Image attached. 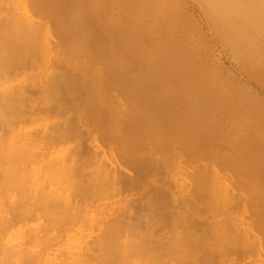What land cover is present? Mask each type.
<instances>
[{"label": "rangeland", "instance_id": "374dc122", "mask_svg": "<svg viewBox=\"0 0 264 264\" xmlns=\"http://www.w3.org/2000/svg\"><path fill=\"white\" fill-rule=\"evenodd\" d=\"M1 1H3V2H1ZM22 1H23V4L21 3ZM208 1L209 0H207V2ZM248 1H247L246 5L248 6V4H249V8L251 9L253 7L252 5L256 4V2H254L256 0H253V2H251L252 0H250L249 2ZM259 1L260 0H258L257 3H260ZM209 2L205 3L203 1L201 2V0H0V20H1L0 25L3 26L2 24H4L3 23L4 20L6 21V24H4V26L7 25V23L9 22L8 19H10V18H7V17H9V15L14 14L13 16H16V17H14V20L11 19L13 23L9 22L10 24H12L11 28L12 27L14 28V29L12 28L13 31L11 30V28L9 29V31L11 30L10 33L12 34V32H14L16 30L15 33H13L14 35L13 34L11 35L7 29L10 27V24H8L9 27L8 26L5 27V29L7 30V33H9L11 35V38H10L9 34H8L9 37H7V33H6L5 29H2V27L0 26V28H1L0 33H3V35H4V37L2 36L0 38H5V35H6V37L8 38L7 41L11 42L12 46L15 44L13 47H15L14 49H16V50H14L12 47H10L11 45L9 43H6L7 41H5L3 39L6 46H8L7 44H9V47H8V50L3 48L5 50L4 51L2 49V47L0 46V50L2 49L4 51L3 53H2V51H0L3 55V57H2V55L0 56V61H1L0 65L1 64L3 65L5 63L0 68V71H1L0 72V96H1L0 101L3 100L5 95L7 97H5L4 100L5 99L7 100V98H9V100H7L8 104L5 101H4V103H3V101L0 102L1 103V109H2V110L0 109V112H1L0 113V119L2 116L4 117L5 123L6 122L9 123L8 126L11 129H14L12 132L15 135L20 132V134L23 133L24 135H26L25 133H28L30 136H32L31 133L36 132V134H37V130H38L37 137L35 134H34L35 136H32V137H34V138H32L33 139L32 143H34L36 145L32 144L31 142H30L31 145L30 144L27 145L28 144L27 143L25 146H27L28 148L26 147L27 149H25V147H24V149L27 151L22 150L23 154L19 155L18 157L20 158V160H19V158L17 160L18 161L17 164L24 166L25 174H27L29 172L28 171L26 173V171L30 168V173L32 174V176H30L31 174L29 173V177H31V178L30 179L27 178L29 182L26 180L28 182V185L30 186V188H32L31 185H34L31 182L33 180H34L33 183L34 182L36 183L38 181L41 184V180H40L41 174L40 175L36 174V176L38 178L35 176V172L38 173L40 171L37 168H36V170L31 168L30 165L34 164V165H37L38 167L40 166L41 160H39V158L41 157V155L40 156L38 155V154H40L38 152V150L40 149L39 145L41 144V142L47 141L48 140L47 137L49 138V136L53 135V134L50 135L51 134L50 132L52 131L51 128L46 129V127L51 126L52 128H59L60 133L62 131L61 128L63 129V127H66L65 130H67V127H68V129H70V130L66 131L67 133L65 132L66 136L64 135V133L63 134L61 133V135H60L61 138L63 137L62 135H64V137H65L64 139L62 138L63 141H61V142L59 141V139L61 140V138H59L60 136L59 137L57 136L59 138L58 140H57V137H54V139H53V136H52L49 139L52 138L53 139V140L51 139L52 142L54 140H56L59 143L54 141L51 144L50 140H49V142L47 141V145H49V146L46 145L47 149H44L46 142H44V146H43V144H41V146H43V147H41L42 149H40V150L41 151L44 150L43 151L44 154L47 153L46 157L50 156L49 158H51V160H54V158H56L54 155H56L57 157L59 155V156H61V158L64 157V161L66 164L69 163V165H70V167H69L68 165L65 164L67 167L63 168V170H62L63 172H61L62 174L60 173V177H58L59 174L58 175H57V173L55 174L58 179L57 178H54V179L51 178L52 176L56 177L54 175V173H51L50 174L51 176H49V177L47 176L48 178L46 177L47 179H45V181L47 180V182L44 181L45 184L43 185V187H42V184L40 185L41 189L46 190L47 195H49V196L45 197L47 200L44 198V201H46L47 204L45 203V205H44V202H43V203H39L40 206H38V203H36L35 201H31V200H33L32 198L36 197V196H33L36 194H32L34 192H32L31 190H29L31 192H28V190H26L28 192V194L25 195V193H24L22 195L23 197L24 196L29 197V194L31 193L30 197H29L30 199L27 197H26L27 198L26 199L24 197L26 200H28L26 203V201H24L25 199H23V197H20L21 195H19L20 193H22L21 189H20L22 187L19 188V186H20L19 184L16 186L18 189L14 186V183H21V182H13V184L11 181H10L11 183L8 182V184H10V188L8 187L7 190L5 189L6 193L3 192V198L6 199V202L12 203V201L14 200L13 202L15 203V201H16L15 199L17 198L18 200H21V203L24 204L23 206H28L27 208L30 207L29 209L31 211H33V212L30 211L31 214L26 212V214L23 215L24 217L22 216L20 218V216H19L18 219L15 217L12 219V217H11V216H13L12 211L10 212L12 215L9 214L8 211H7L6 215H7V217L8 216L11 217V218L9 217L10 221L12 222V224H14L13 227L11 228V230L16 228V227L19 228V231L21 229L23 230V235L25 236L23 238V240H25V243L28 242L29 240H32V241H29L28 243L36 242V243H32V244L26 243V245H28L29 249L34 250V251H32L33 253L35 251H38L39 253L42 252V255H44L45 258L47 256V258H46L47 261L45 259L37 261V260H39V259H37L39 256V253L35 252L34 253V255H35L34 262L36 261V263H34V264H37V263L38 264H42V263L43 264L44 263L49 264L48 260H49L50 264H53V263L56 264L58 261H59V264H69V263L70 264H78V263L79 264H82V263L83 264H90V262H92L91 264H97L96 260H98V264H102V262H103V264H107L108 261H109L108 264H115V263H118L117 262L118 259L115 260L112 257L115 258L117 256H112L111 260H113V261H111V262H110L109 257L111 256L110 252H112V251L114 252V253L112 252L113 253L112 255H115L117 253H116V251L113 250L114 248H112L111 246H110L111 247L110 248L109 245L106 243L110 242L113 244V242H116L114 244H115V246H117V243L121 244L122 241H123V243H125L128 241V239H130L129 244L131 243L130 246L129 245L128 246L130 248H132L133 250H136V251H132V249L131 250L129 249L128 252L130 251V253H131V251H132L131 255L130 254L128 255V253L123 254L124 256L128 255L127 257L129 259L124 258V260H125V262L127 260H129V262L127 261L129 264H142L143 262H141V260L143 261L144 259L145 260H144L143 264H145V262H146V264L147 263L148 264H175V263L182 264L183 260H186L187 258H188L187 262L190 264H201V263L202 264H207V263L208 264H220V262L221 263L223 262V258H224V262H223L224 264H264V249H263L264 248V232L262 233V231H264V228L263 229L261 228V227H264V223L257 221L258 216H259L258 215L259 212H260L261 217H263V215H264L263 214L264 213V204H263L264 203V198H263L264 197L263 196L264 191H262V190H264V24H262V23H264V18H262V17H264V12L262 10L263 8L260 9L259 7H256V5H254L256 7V9H255V7H253L251 9V13L246 12L247 14H249V18L252 19L251 21L253 22V19L257 16L256 14L259 12V9H260V12H259L257 18H259V15H260V18H262L261 20H263V21L260 20V22H258V23H261V25L257 24L256 18L254 19L256 21L255 23L257 24V27L259 26L258 29L256 26H253V24L250 21V19L248 18V16L246 19V15L245 16L240 15L241 11H242V13H245V12H243V9L250 11V9L246 8L245 5H244L245 8L244 7L242 8V6L240 7V9L242 8L241 11H240V9L238 11H236V12H238V13L234 14L236 16L232 15V16H234L233 18H231L232 17L231 15H230L231 17L229 16L230 19L224 18L221 15L223 17V19H225V20L228 19L230 21L232 19L233 25L235 24L234 28H232L230 26L224 25L225 21H223V19L222 20L220 18H219V20L217 19L218 17H216V15H215L217 11H215V13H212L214 7L210 4L211 8L213 7L212 9H210ZM215 2L216 1H213V3H215ZM251 3H252V5H251ZM263 3H264V1H263ZM216 6H217V3H216ZM216 6H215L214 10H216V9L219 10L220 8L222 10L223 5H221L222 7L220 6V8L216 7ZM250 6H252V7H250ZM263 6H264V4H262V7ZM23 9H25L26 11H24ZM221 10H219V11H221ZM252 10H253V12H252ZM256 10H257V13H256ZM27 11L29 14L31 13V14H33V16L34 15L35 16L32 17V15H30V16L27 15L28 14ZM219 11H218V13H221V14H222V12H224V11H221V12H219ZM234 11L235 10H233V12L230 11L231 14L235 13ZM10 12H12L13 14ZM207 12H209L208 15H206ZM224 13H226V12H224ZM228 14H229V12H228ZM238 14L240 15V17L242 19H246V22L247 23L249 22L248 24H250V22H251L250 25L253 26V29H251L247 23H245V24L242 23V21H241L242 19H240V17H238L239 16ZM250 14H253V15H250ZM5 15H7V16H5ZM212 15L215 19L212 17ZM225 15H227V14H225ZM3 16H5V17L3 18ZM13 16H12V18H13ZM243 16H244V18H243ZM252 17H254V18H252ZM2 18L4 20H2ZM238 19H240V20H238ZM15 20H17V21H15ZM17 24H21L23 26L19 25V27H18ZM236 25H238V26H236ZM4 26H3V28H4ZM15 26H17L18 29H16ZM45 26L49 30H47L45 28ZM217 26L219 27L218 29H217ZM21 27L24 30L23 29L19 30V28H21ZM26 28L28 29L27 31H26ZM17 30H19L21 32L23 31L26 34V36L24 35V40H22V41H25V39L27 41H25L24 43L21 41V34ZM4 31L6 34H4ZM46 31H51V32L49 33ZM30 32H32V33H30ZM260 32H261V34H263L262 36H260V34H259ZM16 33L20 34V35H18V37L15 40H18L19 37H20L19 38L20 40L15 41V42L16 43L19 42V44H20V41H21L23 44V45L22 44L18 45V43H17V47H16V43L14 42V39H12V38H15L17 36ZM44 33H46V34H44ZM15 34H16V36H15ZM32 34H33V36H32ZM47 34H48V36H47ZM50 34H53L54 36H52ZM240 34H242L243 36H241ZM1 35L2 34H0V36ZM220 35L223 36V39L221 37H219ZM29 36H31V38ZM257 36L259 38H261V39L263 38V39L261 40ZM254 37H256V38H254ZM7 38H5V39H7ZM28 38H29V40H28ZM10 39H12V40H10ZM39 40H42V41H39ZM1 41L2 40H0V43H1ZM32 41H35L34 46L31 43ZM26 42L31 43L30 45H32V46H30L29 44H25ZM41 42H43V43H41ZM45 42L49 43L48 46H46ZM5 44H3L4 47H5ZM38 44H40V46ZM1 45H2V43H1ZM21 45H22V47H21ZM28 45L30 47H27ZM42 45L45 46V48L42 47ZM31 47L36 48V50L34 49L35 50L34 52H33V48H32L33 56H31L32 53L30 52ZM24 48H26V49L28 48V50H24ZM22 50L25 52L28 51L26 57H23V56H25V54L23 53ZM232 50H235V52ZM29 52L31 53L30 56L28 55ZM12 55L14 57H12ZM42 55H43V57H41ZM36 57H38V59ZM18 58H19V60H18ZM24 59L27 62L26 64H25ZM11 60H13V61L11 62ZM22 60H24V61L22 62ZM28 61L31 63L32 66L30 65V63ZM125 61L128 63L127 68H125L121 65L122 62H125ZM21 62L23 65L20 64ZM16 63L18 65L19 64L20 65L18 66ZM6 64L8 67L6 66ZM14 64H15V67H13ZM44 64H46V65L44 66ZM16 65L18 68L16 67ZM9 69H10V71H9ZM27 69H28V71H27ZM7 71L9 73H7ZM16 71H18V72H16ZM55 71L57 73L59 72L61 74H64V73L67 74V75L59 74L62 76V78H63V76H67V77L70 76L69 78L71 80H73L71 82L73 85L70 83L72 85L71 88H70V85L68 83H66L68 81H66V82L63 81L62 87H64V85H66V84L69 87L68 88H67V86L64 87L65 91L61 92L64 89L61 87L60 83L62 84L61 80H63L64 78L62 79L61 76L59 77V75H58L59 79L57 81H59L61 78L60 83L58 82L60 86L58 87V83H56L57 86H54V84L51 83V82H53V80H54V82L56 80L57 76H55V75H57V74ZM52 72H54L55 75L54 74L52 75L51 74ZM27 73H28V75H26ZM139 73L144 75V76L146 75L144 77V79L147 80L146 82L149 85V86H147V88L151 89L152 91L154 90L153 88H155V90L159 89L158 90L159 92L161 91L164 94H167L169 92L168 90H170V89L176 90V92L178 93L176 96L177 97L180 96V98H181L180 110L183 113H180V114L183 117V123H184V127H185L183 134L178 133L174 130H171L170 128H166L165 126H160L159 127L160 129H159L157 127L158 125H156L154 123V121L152 120V118H150L151 116L148 113H147L148 116H146V113H145L143 107L139 103V101H140L139 95H135L131 91L129 92V89L125 87L124 81L127 79L132 80L135 76H138ZM50 77H51V79H50ZM65 80H68V79H66V77H65ZM35 81L37 84L35 83ZM45 81H46V83H48L47 87L52 86V89H53V87H55L54 89H56L57 87L60 88V90H58V89L52 90L51 88L48 87L49 91H47L48 90L47 89L46 92H48V93L50 92L52 95L54 94V96H55L56 93H53V91L54 92L60 91V93L57 92V93H59V94H57V96L61 95V97L58 96L57 100H56V98H54L49 93L53 99L50 98L51 96L48 93L44 92L45 89L42 90V92H41L40 90L42 89V86H43V88L46 87V85L44 86V84H46ZM74 83L80 84L78 86L79 87L81 86L80 88H83V91H82V89H79V87H77L76 84H74ZM24 84L27 87L23 91V88H25ZM26 84H28V85H26ZM38 84H40V85H38ZM110 84L113 85L114 88L112 86L108 90L107 86L109 87ZM30 85H31V87H30ZM35 85H38V86L36 87ZM17 86H19L20 89H18ZM34 87L36 89H34ZM72 87L77 88V89H74V92L71 95L69 93L70 92L72 93V91H73ZM115 87L117 88L118 92H117ZM31 88L34 91L31 92ZM66 88H67V90H69L68 92L66 91ZM118 88L120 89V91L122 90L123 92L119 93ZM27 89H29V90H27ZM21 90H22V92H21ZM75 90H77L78 92ZM79 90L82 92H80ZM155 90L153 92H155ZM113 91H115V92H113ZM25 92H26V94H24ZM42 93L45 94L46 99H47V95L49 96L48 98H50V99H47V100L45 99L46 101L44 99H42L41 96H43V98H44V95H42ZM62 93H64V94L62 95ZM74 93H77V94H74ZM78 93H80V95ZM122 93H124V94H122ZM9 94L11 97L9 96ZM27 94H29L31 96L33 94V97H29V95H27ZM34 94H36V95L38 94V96H36ZM65 94L67 96L66 97L67 99H64ZM119 94L121 95V97ZM13 95H14V98H13ZM118 95H119V98H118ZM125 96H126V98H125ZM218 96L220 98H218ZM78 97H80L82 100ZM10 98L14 102L12 100H10ZM17 98H19V99H17ZM28 98H29V100L30 99L31 100L25 101V100H28ZM32 98H34L35 100H33ZM37 98H38V100H37ZM76 98L80 99L81 105L79 104L80 105L79 106L77 104L78 106L74 107L73 104L76 105V103H78L75 100ZM191 98H196V99L191 100ZM23 99H24V101H23ZM54 99L57 101V103H55V102L53 103V101H55ZM73 99L76 101V103L73 101ZM119 99L120 100L122 99V101L126 100L127 102L124 101V102L120 103L121 104L120 105ZM39 100L42 103L38 102ZM50 100H52V101H50ZM59 100H60V102H58ZM62 100H63V102H61ZM117 100H119V101H117ZM22 101H23V103H21ZM35 101H37V103ZM128 101L129 102L131 101L130 103H132L131 105H129V107H131V108H129L127 106L128 104H130V103H128ZM182 101H183V103H182ZM15 102L16 103L18 102V103L16 104ZM94 102H96V103H94ZM52 103H53V107H52ZM59 103L61 105L63 103V106H61ZM12 104H15V105H12ZM33 104L35 106L40 104L41 106L39 105L40 107L39 106L35 107ZM47 104H49L50 107H48L49 105L46 107ZM57 104L60 105L59 107H61L63 109V110L60 109L62 112L61 113L62 116H61V114L59 116L60 112H57L59 110ZM122 104H124V106H122ZM125 104H127V105L125 106ZM18 105L22 106V108L19 107L20 112H18V110H19V108L17 107ZM64 105H66V106H64ZM94 105L95 106L98 105V106L95 107ZM7 106H8V109H7ZM15 106L17 107V110H16ZM92 106H94V108H92ZM132 106H134L133 107L134 110L132 109ZM31 107L33 109H30ZM38 107H39L38 110L41 109V111H42V112L38 111L40 114L36 113L37 110H36V112L34 110L35 108H38ZM126 107H128V108H126ZM135 107L138 109H136ZM4 108H6V109H4ZM46 108H48L49 110H45ZM50 108H52V109H50ZM99 108H101V109L99 110ZM123 108H124V111L126 113L124 111H121V109H123ZM13 109H14V111H13ZM21 109H22V111H21ZM42 109L45 110L46 112L47 111L48 112L47 113L43 112ZM126 109H128V110L130 109L131 111L130 110L128 111ZM140 109H142V110H140ZM190 109H191V111H190ZM23 110L25 112H23ZM132 110H133V112L134 111L136 112V110H137L138 115L136 113H135L136 116L132 115L133 114ZM9 111H10V113L13 112L11 114H13L14 117L17 118L19 116L18 117L19 120L16 118H13V116H11ZM26 111H27V113H26ZM32 111H34L36 113L35 116H34V114H33V116L31 115V117H30V115H27V114H29L28 112H32ZM98 111H100V116L98 114ZM18 113L24 114L25 116H27V118L23 115L22 119H24V120H22L20 117L21 114L18 115ZM41 113H44V114H41ZM128 113H130V114H128ZM9 114L12 118L10 116H8ZM30 114H32V113H30ZM37 114H39V115H37ZM190 114L192 116L191 117L192 119H189ZM139 115H140V118L142 120L138 118ZM67 117L69 118V122L67 120ZM7 118L9 120L11 119L13 121H11V120L6 121ZM194 119H195V121H194ZM56 120H58L59 122ZM61 120H63V122H61ZM72 120H74V121L71 122ZM186 120H188V121H186ZM189 120L193 123H190ZM54 121L57 122V125L59 124L58 125L59 127H56ZM60 122H61V125H63V123H64L65 126L62 127L60 125ZM125 122L126 123H128V122L132 123V124L128 123L131 126L132 130L130 129V134H125L126 136L124 135L125 137L123 136L124 138L123 137L122 138L125 139V142H126V138L129 139L132 137L130 140H127V142H126V143H128V141H130V143H131V140L133 139V137H135V140H134L135 144L131 143L132 146L129 144L130 145L129 147L130 148L132 147L131 148L132 150L130 148L127 149L128 146L125 147L126 143L125 144L123 143L124 141L121 140L122 138L118 140L117 133L121 132L124 129V127L126 125ZM2 123H4V122H2ZM51 123H54V124H51ZM69 124L71 126H69ZM38 125H39V127H37L38 129L35 128V126H38ZM45 125H46V127H45ZM120 125L123 126V128ZM60 126H61V128H60ZM130 126H128L126 128L129 129ZM32 127H34V128H32ZM30 128H31L32 132L29 130ZM110 128L113 131L112 133H114L115 135L114 134L112 135L111 132H110L111 134H108V132L111 131ZM126 128H125V131L129 133V131L126 130ZM33 129H36V131ZM59 129L57 130L58 134H60ZM107 129H108V132H106ZM119 129H121V131H118ZM202 129L206 130L205 135L203 137H202V135H199V133L197 132V131L202 130ZM40 130H41V132H40ZM161 130H163V131H161ZM190 130H192L191 133H189ZM45 131H46V133H45ZM54 131H56V130L54 129ZM123 131L121 133L122 135L124 134ZM135 131H136V133H135ZM173 133L175 134L176 137L173 136L174 135ZM236 133H237V135H236ZM45 134H47V137H46L47 140L46 139L42 140V137L46 136ZM48 134H49V136H48ZM18 135L16 137H18ZM29 135H26V136H29ZM39 135H40V137H38ZM102 135H103V137H102ZM223 135H225V136H223ZM20 136H22V135H19V137ZM26 136H24L25 139L27 138ZM69 136H71V137H69ZM24 137L22 136V138H24ZM84 137H85V139H84ZM189 137L191 138L190 140L188 139ZM229 137H230V139H228ZM30 138H28V139H30ZM38 138L39 139L41 138L42 141H40ZM93 138H94V140H93ZM79 139H81V140H79ZM136 139L140 140L141 143L139 142V144H137L138 141H136ZM34 140L38 144L35 143ZM78 140L80 141V144L78 143L79 142ZM108 140H109V142H108ZM232 140H233V142H232ZM238 140H240V141H238ZM82 141H84V142H82ZM111 141H112V143H111ZM180 142H182V143H180ZM222 142L225 143V146L223 145L224 143H222ZM81 143L84 145H82ZM144 143H145V145H144ZM205 143H206V145H205ZM226 143H228V144H226ZM235 143H237V144H235ZM238 143L241 145V148H239L240 145ZM162 144H164V145H162ZM77 145H79V147H80L79 149H78ZM81 145H82V148H81ZM233 145H234V147H233ZM72 146H74V149L76 152L74 151ZM83 146H85V148ZM163 146H165V147L163 148ZM202 146H203V148H202ZM204 146H205V148H204ZM214 146L217 148H215ZM87 147L91 151H89ZM37 148H38V150H34ZM56 148H58L57 152H56ZM67 148H69L68 149L69 152L67 151ZM59 149H60V151H59ZM178 149H180V150H178ZM45 150H47L46 153H45ZM64 150L66 152H64ZM219 150H221V151L219 152ZM223 150H224V152H223ZM24 151L26 153H30V154L27 155ZM88 151H89V153H88ZM98 151H99V153H98ZM201 151H202V154H201ZM237 151L240 153L241 158L236 157V154H238ZM37 152H38V154H37ZM78 152H80V153H78ZM85 152H87V153H85ZM136 152H137V154H136ZM138 152H140L141 154H139ZM180 152L184 153L185 155L180 154ZM230 152L231 153L233 152L234 154L232 153V156H231ZM64 153H66V155ZM95 153H97V154L95 155ZM154 153H157V154H154ZM176 153H178V154H176ZM191 153H193L192 154L193 156L190 155ZM63 154H64V156H62ZM81 154H83V157H86V158L81 157L82 156ZM114 154L118 157V162L116 161V156ZM142 154L145 156H149V157H147V159L146 158L144 159L145 156H143ZM196 154L199 157L201 156L202 159L201 158L198 159L196 157L197 156ZM227 154H229V157ZM245 154H246V156H245ZM26 155L28 158H26ZM135 155L136 156L138 155V156L136 157ZM178 155L179 156L184 155L185 157L184 156L179 157ZM203 155H205V156H203ZM213 155L214 156L216 155V157L218 159L221 157L222 162L220 160H218L221 164H218L219 162L216 161V159H217L216 157H215L216 159L212 158ZM93 156H95V157H93ZM139 156L140 157L143 156V157H141V159H140ZM186 156H187V158L189 157L190 159L192 157H194L193 159H196V160L192 159L193 161H195V164L192 161V163L194 164V165H192V168H196V165L198 164L197 161H199V163L202 161L200 163L201 165L199 167H197L196 169H192L190 166V164H192V163H190L191 161L188 162ZM222 156H223V158H222ZM91 157L93 160L91 159ZM106 157L108 160L106 159ZM126 157L129 159L131 158V159L129 160ZM135 157L138 158V160ZM152 157H154V158H152ZM176 157H178V160L174 159ZM203 157H205V158H203ZM208 157H210V158H208ZM230 157H232L231 160H230ZM66 158H68L69 160ZM95 158H96V160H95ZM109 158L111 159V161L109 160ZM182 158L185 160H183ZM206 158L209 159L211 161V163ZM227 158H228V160H227ZM16 159H17V156H16ZM87 159L88 160L90 159V160L88 161ZM179 159L183 161L182 163H184V165L181 163V161H180V163L184 167L182 165H180V163H178ZM204 159L206 162L203 165L202 163L204 162L203 161ZM235 159H238V160L240 159L239 163H240V161H242V163L245 166H243L241 163V166L239 167L240 164L236 163L237 160L235 161ZM37 160H39V162H37ZM100 160L104 163L100 162ZM232 160L235 161V163H233ZM24 161L27 164H23V163H25ZM31 161H32V163H31ZM84 161H85V163L83 164ZM119 161L121 163L123 161V163H122L123 166L121 163H120L121 165L119 164ZM135 161H138L139 163L135 162ZM155 161H157V162H155ZM162 161H163V163H160ZM95 162H96V164H95ZM132 162H134V163L132 164ZM89 163H93L94 165H91ZM142 163H144V164L142 165ZM188 163H189V166H188ZM158 164L161 167H159ZM210 164H212V166ZM217 164H218V166L224 165L223 169H221V166L218 170L215 169ZM227 164L228 165H230V164L234 165L233 168L235 167V164H237V165L239 164L238 168L240 170L238 168L236 170V168H235V169H233V170H235L233 173L231 165L228 166ZM25 165H27V166H25ZM103 165H104V167H103ZM124 165H126L125 168H124ZM207 165H210V166H207ZM131 166H133V168ZM152 166H153V168H151ZM179 166H181V167H179ZM185 166H187L189 168H186ZM26 167L28 169H26ZM130 167H131V169H130ZM212 167H214V169L216 171ZM230 167H231L232 171H230V169H229ZM80 168H82V170ZM87 168H89V169H87ZM112 168L117 169V170L121 168L122 170L120 169V171L119 170L116 171ZM146 168H147V170H146ZM160 168H161V172H159ZM199 168H201L202 171L204 170L203 171L204 173L202 172L203 175L201 172H198L200 170ZM104 169H107V171L106 170H105L106 172L103 171ZM142 169H143V171H142ZM189 169H190V176H191V169L193 170L192 173L195 172L194 170L198 169L197 170L198 175H197V173H195L193 175L195 178L197 177V182L195 179H192L193 178L192 176L190 177V179H192L191 181H190V179H187V178H189V174L187 172V171H189ZM9 170H11V169H9ZM96 170H97V172L99 171V175L102 173V171H103V173L105 172L106 174L109 171V174H107L108 176L104 173V175H106L109 178H105L106 176H104L102 174V176L101 175L100 176L104 177V178H101V180H100V177L99 178L97 177L98 173L96 172ZM113 170L115 172H118V173L114 174L115 172ZM227 170H228V172L225 173L226 176H224V177L221 176L222 173L224 174V172ZM32 171H33V173H32ZM110 171L111 172L113 171L114 173L113 172L111 173ZM177 171L179 173L181 171V174H183V175L180 176L179 173H177ZM185 171L187 173H185ZM217 171H219V173L221 175L219 173H216ZM229 171L231 174L233 173L232 174L233 176L239 175V176H237V178L238 177L242 178L244 176L242 178V181H241V179H239V180L235 179V176H234V179L236 181H233V177L231 178V175H229L230 174ZM64 172H65V174H64ZM119 172H120V174H119ZM125 172H126V174H125ZM170 173L174 174V175H170ZM205 173H206V176H205ZM211 173H212V175H211ZM239 173L241 174V176ZM12 174L14 175L13 172H12ZM12 174L10 173L9 176L13 177ZM200 174L202 176H200ZM62 175H63V177H62ZM113 175H114V177H113ZM209 175H211L212 178H210L211 176H209ZM219 175H220V177H219ZM26 176H28V175H25L24 177H26ZM95 176L97 177L96 179H95ZM116 176H118V179ZM182 176H184L185 178H183ZM248 176H250L249 180H247ZM217 177L220 178V180H218V181L221 182V184L223 185V191L224 192L222 193V191H221L222 188L220 187L222 185L219 184L218 181L217 182L219 185H217L214 189L218 190L220 187L221 193L222 194L225 193L224 197L228 196V199L231 200L233 203L232 204L231 201H229V203H227V205H226V203H225L226 201L222 202V203H225L224 205L226 206V209H224V211L225 210L227 211V212H224V211L222 212L220 210L224 214V216L222 213L217 211L219 206L217 208H215V206H214L215 203H212V202H218L219 203V201L221 200V198L223 196V195H221L220 191L219 192L217 191L219 194L216 193V195H220V196L213 195V193H214L213 187L214 186H213V182H211V179H214V178L219 179ZM63 178H65V179H63ZM93 178L96 181L92 180ZM128 178H129V180H128ZM221 178H223V180ZM245 178H246V183H248V184H250L252 182V181H250V178H252L251 180H254V181L256 180L255 181V184H256L255 187L256 188L254 187V184L252 182L251 184H253V185L248 186V184H247L246 185L247 187H245V184H243V186H242L243 191H242V189H240V186L242 185L241 182H243V180H245ZM48 179L49 180L52 179L50 181L51 183L48 181ZM163 179H165L164 183H162ZM204 179H205V181H204ZM10 180H12V178ZM97 180H98V182H97ZM199 180H200V182H199ZM79 181H80V184H79ZM99 181H101V182L103 181V182L101 183ZM107 181L110 183H108ZM27 182H26V184H27ZM59 182H60V184H59ZM96 182L98 183V186H97ZM195 182L196 183L199 182V184H196ZM29 183H31V185ZM54 183H56V184H54ZM66 183L68 185H66ZM193 184H194V190H192ZM195 184L200 185V188H199V186H195ZM201 184L203 186H201ZM259 184H260V186H259ZM55 185H57V186H55ZM60 185H62V186H60ZM65 185H66V187H65ZM70 185H72V186H70ZM99 185H101L102 189L104 188L105 191H104V189L101 190L100 189L101 186H99ZM44 186L47 189H45ZM148 186H149V188L150 187L151 188L149 189ZM153 186L154 187L157 186V187L154 188ZM158 186H160V187H158ZM188 186H191V187H188ZM11 187H15V188H11ZM63 187H65V188L63 189ZM78 187H79V189H78ZM116 187L118 188V191H117ZM143 187H144V189H142ZM196 187L199 188L198 189L199 192H197L195 190ZM217 187H218V189H217ZM260 187H261V189H260ZM5 188H7V187L5 186ZM190 188H191V190H190ZM14 189H16L18 192L20 191L19 194ZM93 189H95V190H93ZM98 189H100V190H98ZM153 189H155V190H153ZM49 190L51 192L55 191L54 192L55 194L60 192L59 196H60V198H62V200L64 199L63 202L61 199H57V200L55 198L49 199V198H51L50 194H49L51 192H49ZM174 190H175V192H174ZM203 190L205 192H203ZM14 191L16 192L17 195H15ZM155 191H157V192H155ZM189 191H191L192 193H190ZM193 191H195L194 193H196L195 194L196 196L199 194L200 196H197V197H200V198L196 197V199H195V196L193 195L194 194ZM211 191H213V192H211ZM247 191H249V192H247ZM257 191L259 192L260 195H262L261 198H259V194ZM54 193H51V194H54ZM207 193H209V194L212 193V194L209 195ZM234 193H236V194L238 193L239 195L238 194L236 195ZM248 193H250V194H248ZM101 194H102V196H100ZM187 194H191V195L189 196ZM253 194H254V196H256L258 194L257 197H258V199L261 200V201H258L257 204H256V202H254L256 200L255 197H254L255 200L253 201ZM62 195H63V197H61ZM69 195H70V197H69ZM158 195H160V196H158ZM249 195H251L250 198L244 197V196L249 197ZM149 196L151 197L152 200H150ZM191 196L194 197V199ZM202 196L207 197L208 199L203 198ZM214 196H215V198H214ZM14 197H16V198H14ZM153 197H154V199H153ZM158 197H160V198H158ZM187 197H189L188 203H187L188 199H186ZM216 197H220V199H216ZM224 197L222 198L223 201H224ZM229 197H231V199ZM21 198L23 199V201ZM146 198H148V199H146ZM211 198L215 199L216 201L212 200ZM262 198H263V201H262ZM75 199H76V201H75ZM175 199H177V200H175ZM204 199H206L208 202ZM245 199H246V201H245ZM247 199H249L248 202H247ZM51 200H52V202H51ZM53 200H56V201L53 202ZM146 200H150V201L146 202ZM183 200H186L185 202L187 203V205L185 202H183ZM203 200H204V202H203ZM29 201H30V203H29ZM74 201H75V203H74ZM166 201L168 204L166 203ZM250 201L252 202V204ZM48 202H51V203H49V205H48ZM181 202L184 204H181ZM194 202H197V203H194ZM28 203L31 205H27ZM32 203L35 204V206ZM58 203H62V204H58ZM144 203L146 206H144ZM170 203L172 205L173 204L176 205V208H174V206L172 207L170 205ZM202 203H204L205 205L203 206ZM220 203H221V201H220ZM220 203H219V205H220ZM245 203L246 204L248 203V205H246ZM55 204L56 205L58 204L57 205L58 208ZM81 204H83V205H81ZM106 204H108V205H106ZM149 204L152 206V208ZM228 204H230V205H228ZM32 205L34 208L32 207ZM67 205H70V207L69 206L67 207ZM169 205L171 207H169ZM180 205H182V206H180ZM188 205H190V206H188ZM216 205H217V203H216ZM252 205H253V207H255V206H257V207L251 208ZM258 205H260V206H258ZM36 206L39 207V209L36 208ZM41 206H43V209L45 206L46 207L43 210ZM53 206H54V208H53ZM65 206L68 209H65L66 208ZM208 206L210 207V209ZM231 206H232V208H231ZM244 206H246V208ZM149 207L151 209H149ZM165 207L168 208V210ZM211 207H212V209L214 208L213 209L214 213L216 211L219 212L218 215L221 214L222 215L221 217H227L228 221L225 218L222 219L221 217H219L220 215L219 216L216 215V216H218L216 218V216H214V214L210 211ZM241 207H243V208H241ZM260 207L261 208L263 207V209H260ZM51 208H52V210H51ZM172 208H174L175 211ZM191 208H193V209H191ZM34 209H35V211H34ZM208 209H209V211L208 212L206 211V213H208L207 214L208 216H206L205 215L206 213L204 210H208ZM215 209H217V210H215ZM235 209L237 211H235ZM259 209H260V211L256 215L255 212L258 211ZM46 210L47 211L51 210L54 213L51 211L46 212ZM72 210H74V211H72ZM180 210L181 211L184 210L186 212L188 211L189 213L188 212H187L188 214L185 212L182 213V212H180ZM244 210H246V211H244ZM248 210H250L251 213L254 212L255 215L252 213L253 215L251 216L250 211H248ZM252 210H254V211H252ZM44 211H45V213H44ZM57 211H59V212L57 213ZM202 211H204V212H202ZM72 212H73V214H72ZM175 212H176V215H175ZM195 212H197L198 214ZM36 213H38V214H36ZM49 213H51V214H49ZM59 213H61L62 215L58 216ZM142 213L144 214V216H142L143 215ZM179 213L187 214L186 216L188 218L185 217L184 216L185 214H184V215H182V219L186 218L188 220L184 219L181 221L180 220L181 214H179ZM203 213H205V214H203ZM209 213H212V214H209ZM32 214H34L33 216L35 218L33 216H31ZM46 214H47V216L45 218ZM63 214L65 216L70 215L71 218H74V216H76V218H74L75 220L73 221L74 223H72L70 225L71 222L69 223L66 220L65 216H63ZM116 214L118 216H116ZM167 214H168V216H167ZM169 214H170V216H169ZM178 214H179V217H178ZM41 215H43V216H41ZM49 215H51V216H49ZM127 215H128V217H127ZM153 215H155V216H153ZM188 215H190V216H188ZM16 216H18V214H16ZM57 216H58V218H60V217L62 218L59 222H58ZM150 216L153 217V219ZM211 216H213L214 220L212 219ZM254 216L255 217L257 216L256 221H254L255 220ZM42 217H43V219H42ZM49 217H50V219H49ZM117 217H119V218H117ZM156 217H158L157 220H156ZM176 217H178V218H176ZM252 217L254 219H252ZM54 218H56V219H54ZM71 218H69V219L67 218V219L70 220ZM144 218L147 219V222H148V223L146 222L147 225L145 223L146 219L143 220ZM208 218H209V220H210V218L212 219L213 224H214V221L216 219L218 220L219 218H221L222 220H224L223 223H225V224H227V222H229V224L233 223L232 227L237 229V230L235 229L236 231H234L233 228L231 227V225H229V224L228 225L232 228L233 232H232V230L229 232L230 229L228 230V228H226V230H228L227 233L233 234L232 236H231V234L228 236L234 238V236H235L234 234H236L234 239H231L229 237L231 242H229L230 240L226 241V243L227 242L229 244L231 243V245L233 243H236L235 245L233 244V247L231 245H228V248H226V250H225L226 253H228L227 255L224 251L225 248L222 249L224 253L222 251L217 250V249L220 250L221 247L223 248V246L227 247L226 244L221 246L223 240L221 241V245H218V244H220L219 243L220 241H218V240L223 238L222 236H221L222 237L221 238L220 235L224 234V233H222V231L224 230V232H225L226 230L224 228L227 226L225 224H223L225 227H223V230H222V229H220V227H222L223 225H221L220 222H218V224L221 225L219 227V229L215 228V225H213V227H214V229H213L212 225H210L212 223L210 222V224H208L209 225V227H208V226H206L207 224H205L209 221ZM243 218H245V220ZM15 219H16V221H15ZM23 219L26 221H24ZM115 219H117V220L115 221ZM136 219L139 221H137ZM199 219H201V220L198 221ZM263 219L260 218L259 220H262L264 222ZM55 220H56V222H53L54 224L57 222L62 224V222H64V220L66 221V222H64L65 225L62 224L63 229H62V226L60 224L55 226L52 223V221H55ZM123 220H125L124 222H126V223H124ZM174 220L176 221V223L174 222ZM178 220H180V221H178ZM203 220H205V223L203 222ZM206 220H208V221H206ZM20 221H22V222H20ZM46 221H48L49 223ZM71 221H72V219H71ZM136 221L138 222V224L136 223ZM171 221H172V223H171ZM185 221H187V222L192 221L191 223L195 224L196 227H195V225H191V223L187 224ZM218 221H221V220L219 219ZM23 222H25V223H23ZM114 222L119 224V225L121 224V225L120 226L116 225V224H114ZM119 222H121V223H119ZM128 222L130 223V225ZM201 222H202V224H201ZM21 223H23V224L20 225ZM109 224H113V225H109ZM215 224H217L216 221H215ZM249 224H251V225H249ZM39 225H40V228H39ZM50 225H52V226H50ZM67 225H68V227H65ZM107 225L111 226L112 230ZM155 225H156V227H155ZM202 225L207 227L208 231H206L207 228H205ZM58 226H61V230L63 231V234L65 236L62 235V232H60V231L59 232L61 234H59L58 229L60 230V227H58ZM113 226H115L116 228ZM178 226H181V227H178ZM254 226H255V228H253ZM28 227H29V229H28ZM43 227L45 230H43ZM57 227H58V229H57ZM101 227H103L102 230H101ZM105 227L106 228L109 227L107 229L108 230L110 229V231L106 230ZM184 227H186V228H184ZM250 227H252V228H250ZM113 228H115V229H113ZM117 228H119V229H117ZM183 228L186 229V231H183ZM189 228H190V230H188ZM122 229H124V230H122ZM166 229H167V232L165 233ZM195 229H197V230H195ZM240 229L243 230L241 232L242 234H240V232L238 231ZM34 230H36V232ZM114 230H116V231L120 230L117 232L118 236L120 235L121 232H123L119 238H117V236H116L117 240H116V238L112 237L114 239H113V242H111L112 240L109 241V240L103 238L105 236L108 237V235L105 234L107 231H108L107 234H109V237H111L112 234L110 235V233ZM178 230L179 231L182 230L183 232H179ZM214 230L215 231L220 230V234H218L219 232L217 233ZM252 230H254V231H252ZM116 231H114L112 233L114 234V233H116ZM200 231H202V232L200 233ZM237 231H238L239 235H238ZM33 232H35L36 234L38 233L37 234L38 236L36 234L34 235V237L36 236L35 239H37V240H33V238H32ZM163 232H164V234H163ZM184 232L186 233L185 237H184V235L181 237L182 233H184ZM188 232H190V234ZM24 233H26L27 235L29 234L30 236L32 235L31 239L28 240L26 237L27 235ZM56 233H57V235H56ZM117 233L114 234V236L117 235ZM136 233H138V234H136ZM168 233L170 234L169 236H168ZM175 233L177 236L175 235ZM177 233H179V234H177ZM244 233H245V236H244ZM100 234H101V236H102V234H105V236H103L101 238ZM203 234H205V235H203ZM213 234L214 235L217 234V236L219 235L220 239H219V237L217 238L216 235L214 236ZM39 235H41V236L39 237ZM54 235L57 236V238H55ZM133 235H135V236H133ZM187 235H189V238ZM211 235L213 237H215V239H211V238H213ZM174 236H176L177 239ZM58 237L61 239H58ZM130 237L132 238V241H131ZM152 237H153V239H152ZM172 237H174V238H172ZM225 237H226L225 239H227V235ZM18 238H20V240H21V236ZM90 238L95 239L96 242H94ZM98 238H100V240L101 239L104 240V241L101 240L102 245H103V242H106V243H104V245L101 246V243L99 242L100 240ZM143 238L147 241H145ZM160 238H162V240ZM181 238H183V240ZM186 238L188 240H186ZM238 238H240V239H238ZM87 239H90V240H87ZM97 239H98V241H97ZM136 239H139L138 240L139 242H137ZM157 239L159 240V242ZM172 239H173V241H172ZM179 239H181V240L179 241ZM184 239L186 240V243H185ZM204 239L209 240V243H208V241L206 242ZM235 239L236 240L238 239V241L241 240V243L243 242L241 246H243V247L240 246L238 241L235 242L234 241ZM46 240H48V241L46 242ZM124 240H127V241H124ZM214 240H215V242H214ZM37 241H38V243H37ZM119 241H121V242H119ZM232 241H234V242L232 243ZM245 241L247 242V246H246ZM252 241L253 242L255 241V244L259 248L258 250H260V251H258L257 247L253 245L254 243ZM256 241H260L259 243H261V244H259ZM70 242H72V243H70ZM143 242H144V244H143ZM187 242H188V246L183 245V244H187ZM192 242H194V243H192ZM156 243H157V245H156ZM205 243H206L207 247H206ZM37 244H40V246L39 245L37 246ZM92 244H94V245L92 246ZM132 244H133V246H132ZM138 244H139V246H137ZM194 244H197V246ZM237 244H239V246H237ZM248 244L250 246L251 251H249ZM250 244H252V245H250ZM41 245H43V246H41ZM96 245L99 247H96ZM210 245H212V246H210ZM104 246L106 249L108 247L109 250L111 249L112 251L111 250L109 251L107 249L109 251V254H108V252L104 248ZM124 246L128 247V246H126V244ZM154 246H155V248H154ZM190 246H191V249H192L193 254L195 256L192 255L191 251H188V250H190L189 249ZM198 246H199V248H198ZM216 246H218V247L221 246V247L217 248ZM234 246H235V249H234L235 251H232ZM236 246L239 249L236 248ZM244 246H246V247L244 248ZM40 247H41V249H39ZM93 247H95V248H93ZM119 247L120 246H118V249H121V248L124 249L125 248V247H121V248H119ZM230 247H232V249ZM87 248H89V250H87ZM102 248L107 253L103 252ZM185 248L186 249L188 248V249L186 250ZM126 249H128V248H126ZM126 249H124V251ZM246 249H247V251H246ZM252 249L253 250L255 249L253 251V253H251ZM86 250H87V252H86ZM99 250H100L101 254H100V252H98ZM144 250H146L145 251L146 253L144 252ZM172 250H174V251H172ZM262 250H263V252H262ZM58 251H59V254H58ZM65 251H66V253H65ZM120 251H121L120 253L124 252V251H122V249ZM151 251H152V253H151ZM76 252L77 253L79 252V254H77ZM117 252L119 253V250ZM179 252H182V253L180 254ZM235 252H236V254H235ZM102 253L103 254L105 253L103 257H104V260L106 262L102 261L103 258L99 257V256L103 255ZM148 253H149V255H148ZM82 254H84V256ZM107 254L110 256H107ZM176 254H178V255H176ZM179 254H180V256H179ZM182 254L184 256H182ZM66 255H68V257L65 258ZM80 255H82V257ZM90 255H91V259H92L91 261H90ZM94 255H95V257H94ZM105 255L107 258H109L108 261L105 259L106 258ZM77 256H79V258L80 257L81 258L78 260ZM92 256L95 259H93ZM146 256L148 257V259ZM185 256H186V258H185ZM50 257L52 258V260ZM70 257H72V261L75 260L73 263L71 262ZM119 257L121 259H123V257L120 256V254L117 258H119ZM179 257L181 259L184 257L182 260V263L180 262L181 260ZM67 258H69V259H67ZM74 258H76V259H74ZM153 258H155V259H153ZM232 258H234V259H232ZM81 259H83L84 262ZM85 259H87L86 262H85ZM138 259H140V260L138 261ZM149 259L150 260L152 259L151 261H149L151 263L148 262ZM175 259H176V261H175ZM190 259L191 260L193 259L194 262H193V260L191 261ZM216 259L219 261V263ZM212 260H214L213 261L214 263H212ZM231 260L233 262H231ZM249 260H252V261H249ZM60 261H63V262H60ZM79 261L82 263H80ZM228 261L231 263H228ZM122 262H123V260H122ZM184 262L186 264H188L186 261H184ZM32 263H33V261H32ZM128 263H126V264H128ZM185 263H183V264H185ZM16 264H20V262L19 263L17 262ZM29 264H31V263H29Z\"/></svg>", "mask_w": 264, "mask_h": 264}, {"label": "bare ground", "instance_id": "6f19581e", "mask_svg": "<svg viewBox=\"0 0 264 264\" xmlns=\"http://www.w3.org/2000/svg\"><path fill=\"white\" fill-rule=\"evenodd\" d=\"M202 1L205 2V3H208V2L210 1V2H209L210 9H212L213 7L215 8L216 3H217V6H216V7H219V8H220L221 5H223V7L221 6V7H222V10H221V8H220L219 10L224 11V12H226V13H224V12H222V14H221V13H218L219 10H218V9L214 10V8H213V12H212V13H215V11H217L215 15H216V17H218V18H217L218 20H219V18L222 20L223 17H224V18H229L230 15L232 16V15L238 13V12H236V11H238V10L240 9L241 6H242V8H243L244 5H245L246 8L250 9V8H249V4H248V6L246 5L248 0H209L208 2H207V0H205V1H204V0H201V2H202ZM213 1H216V2L213 3ZM249 1H250V0H249ZM249 1H248V2H249ZM257 1H258V0L254 1V2H256V4H254V3H253V4L256 5V7H259L260 9L263 8L262 10H263V12H264V6L262 7V4H264V3H263L264 0H260V1H259L260 3H257ZM1 2H3V1H1ZM12 2H13V1H12ZM251 2H253V0H252ZM21 3L23 4V1H22ZM201 4H202V3H201ZM210 4L213 6L212 8H211V5H210ZM260 4H261V5H260ZM205 5H206V4H205ZM251 5H252V3H251ZM254 5H252V6L255 7ZM22 6H23V5H22ZM252 6H250V7H252ZM207 7H208V6H207ZM245 7H244V8H245ZM253 7H252V8H253ZM256 7H255V9H256ZM242 8L240 9V11L242 10ZM252 8H251V9H252ZM259 8H258V9H259ZM251 9H250V11H247V10H244V9H243V12H245V13H242V11H241V12L239 11V12H240V15H244V16L246 15V19H247V16H248V18H249V14H247L246 12L251 13ZM255 9H254V10H255ZM260 9H259V12H260ZM23 10L26 11L25 9H23ZM233 10H235V11H234L235 13L231 14V12H233ZM24 11H23V12H24ZM206 11H207V10H206ZM221 11H219V12H221ZM230 11H231V12H230ZM228 12H229V14H228ZM252 12H253V10H252ZM254 12H255V11H254ZM259 12L257 13V10H256V13H257V14H256V13H255V14H256L257 16H256V17L254 16V17L257 19V20H256V21H257V24H260V25H261V23H258V22H260V20H261L262 18H264V17L260 18V15H259V18H257ZM10 13H12V12H10ZM25 13H26V12H25ZM27 13H28V11H27ZM27 13H26V14H27ZM212 13H211V14H212ZM12 14H13V13H12ZM208 14H209V12L206 13V15H208ZM225 14H227L228 16L225 15ZM13 15H14V14H13ZM13 15H9V17H7V18H10V19H8L9 22H12L11 19L14 20V17H16V16H13ZM27 15H29V16L32 15V17L35 16V15L33 16V14H31V13H30V14L28 13ZM221 15H222L223 17H222ZM238 15H239V14H238ZM240 15H239L238 17H240ZM250 15H253V14H250ZM261 15H262V14H261ZM5 16H7V15H5ZM5 16H3V18H4ZM12 16H13V18H12ZM220 16H221V17H220ZM231 16H230V17H231ZM234 16H236V15H234ZM234 16H232L231 18H233ZM244 16H243V18H244ZM212 17H213V15H212ZM250 17H251V16H250ZM254 17H252V18H254ZM3 18H2V20H4ZM213 18H214V17H213ZM255 18H254V19H255ZM15 19H16V18H15ZM214 19H215V18H214ZM229 19H230V18H229ZM240 19H242V18L240 17ZM240 19H238V20H240ZM246 19H242V20H241L242 23H244V24L247 23V22H246ZM249 19H250V18H249ZM249 19H248V20H249ZM254 19H253V22L251 21L252 19H250V21L252 22L253 26H256V27H257V24L255 23L256 21H255ZM258 19H259V20H258ZM18 20H19V19H18ZM221 20H220V21H221ZM235 20H236V19H235ZM238 20H237V21H238ZM0 21H1V20H0ZM15 21H17V20H15ZM21 21H22V20H21ZM213 21H214V20H213ZM223 21H225V22H224V23H225L224 25H227V26H230V27L234 28L235 24L233 25V21H232V19H231L230 21H229L228 19H226V20L223 19ZM261 21H263V20H261ZM7 22H8V21H7ZM9 22L7 23L6 26H4V24H6V21L4 20V21H3L4 24H2V25L4 26V28H3V26L0 25V26L2 27V29H5V27H7V26L9 27V25H8V24H10ZM251 22H250V24H251ZM12 23H13V22H12ZM14 23H15V22H14ZM221 23H222V22H221ZM239 23H240V22H239ZM248 23H249V22H248ZM248 23H247V24H248ZM0 24H1V23H0ZM15 24H16V23H15ZM22 24H23V23H22ZM250 24H248V25L250 26L251 29H253V26L250 25ZM262 24H264V23H262ZM17 25H18V27H19V25H20V26H23V25H21V24H17ZM215 25H216V24H215ZM221 25H222V24H221ZM231 25H232V26H231ZM11 26H12V24H10V27L7 28L8 31H9V29L11 28ZM227 26H226V27H227ZM236 26H238V25H236ZM242 26H243V25H242ZM251 26H252V27H251ZM262 26H263V25H262ZM18 27L15 26L16 29H18ZM243 27H244V26H243ZM258 27H259V26H258ZM258 27H257V29H258ZM12 28H13V27H12ZM12 28H11V30H12ZM45 28H46V26H45ZM218 28H219V27L217 26V29H218ZM236 28H237V27H236ZM247 28H248V27H247ZM254 28H255V27H254ZM261 28H262V27H261ZM0 29H1V28H0ZM13 29H14V28H13ZM21 29H23V28H22V27L19 28V30H21ZM46 29L49 30L48 28H46ZM46 29H45V30H46ZM240 29H241V28H240ZM11 30H10V31H11ZM19 30H17V31L21 34V41H22V40H24V35L26 36V34H25L23 31H22V32H23V33H22V32L19 31ZM23 30H24V29H23ZM27 30H28V29L26 28V31H27ZM238 30H239V29H238ZM241 30H242V29H241ZM2 31H3V30H2ZM5 31H6V33H7V30H6V29H5ZM5 31H4V34H6ZM10 31H9V33H10ZM12 31H13V30H12ZM15 31H16V30H15ZM15 31L12 32V34L15 33ZM222 31H223V30H222ZM255 31H256V30H255ZM258 31H259V30H258ZM260 31H261V30H260ZM0 32H1V30H0ZM28 32H29V31H28ZM28 32H27V33H28ZM46 32H49V33H50L51 31H46ZM9 33H7V37H9V35L11 34V33H10V34H9ZM30 33H32V32H30ZM52 33H53V32H52ZM239 33H240V32H239ZM0 34H2L0 37H2V36L4 37L3 33H0ZM8 34H9V35H8ZM12 34H11V35H12ZM16 34H17V33H16ZM16 34H15V36H16ZM20 34H17L16 37L14 36L15 38H12V39H14V42L20 40V39H19L20 37L18 38V40H15V39L18 37V35H20ZM44 34H46V33H44ZM44 34H43V35H44ZM94 34H95V33H94ZM243 34H244V33H243ZM259 34H260V36L263 35V34H261V32H260ZM11 35H10V38H11ZM13 35H14V34H13ZM50 35L54 36L53 34H50ZM230 35H231V34H230ZM240 35L243 36L242 34H240ZM240 35H239V36H240ZM32 36H33V34H32ZM47 36H48V34H47ZM92 36H93V35H92ZM92 36H91V37H92ZM248 36H249V35H248ZM251 36H252V35H251ZM253 36H254V35H253ZM7 37H6V35H5V38H7ZM12 37H13V36H12ZM29 37L31 38V36H29ZM43 37H44V36H43ZM96 37H97V36H96ZM219 37H221V38L223 39V36L220 35ZM257 37H258V36H257ZM5 38H0V40L3 41V42L1 41L2 45H1V43H0V46L2 47V49L4 48V49H7V50H8L9 44L11 45L10 47H12V48L14 49L15 47H13V46H14L15 44L12 46V43L9 42V41H7L8 38H7V39H5ZM25 38H26V37H25ZM34 38H35V37H34ZM98 38H99V37H98ZM123 38H124V37H123ZM225 38H226V37H225ZM231 38H232V37H231ZM231 38H230V39H231ZM245 38H246V37H245ZM252 38H253V37H252ZM254 38H256V37H254ZM258 38H259V37H258ZM258 38H257V39H258ZM3 39H4L5 41H7L6 43H9V44H7L8 46H6V44L4 43V40H3ZM12 39H10V40H12ZM35 39H36V38H35ZM35 39H34V40H35ZM222 39H221V40H222ZM259 39H261V38H259ZM262 39H263V38H262ZM262 39H261V40H262ZM28 40H29V38H28ZM124 40H125V39H124ZM231 40H232V39H231ZM261 40H260V41H261ZM21 41H20V44H22V42L24 43V42L27 41V40L25 39V41H22V42H21ZM36 41H37V40H36ZM39 41H42V40H39ZM39 41H38V42H39ZM75 41H76V40H75ZM230 42H231V41H230ZM239 42H240V41H239ZM249 42H250V41H249ZM15 43H16V42H15ZM17 43H18V45H20L19 42H17ZM17 43H16V47H17ZM31 43H32L33 46L35 45V41H32ZM31 43H27V42H26L25 44H29V45H30ZM33 43H34V44H33ZM41 43H43V42H41ZM231 43H232V42H231ZM3 44H5V47L3 46ZM36 44H37V43H36ZM45 44H46V46H48L49 43H46V42H45ZM45 44H44V45H45ZM22 45H23V44H22ZM22 45H21V47H22ZM29 45H28L27 47L32 46V45H30V46H29ZM38 45L40 46V44H38ZM6 47H7V48H6ZM18 47H19V46H18ZM25 47H26V46H25ZM35 47H36V46H35ZM35 47H31V49L29 48V49L31 50V51H30V50H29V51L32 53V48H33V52H34V51L36 50ZM42 47L45 48V46H43V45H42ZM19 48H20V47H19ZM19 48H18V49H19ZM40 48H41V47H40ZM2 49H1L0 51H2V53H3L5 50L3 49V50H4V51H3ZM9 49H10V48H9ZM21 49H22V48H21ZM34 49H35V50H34ZM14 50H16V49H14ZM24 50H28V48H27V49L24 48ZM10 51H11V50H10ZM10 51H9V52H10ZM22 51H23V50H22ZM40 51H41V50H40ZM232 51L235 52V50H232ZM27 52H28V51H27ZM27 52L23 51V53L25 54V56H23V57H26ZM30 52L28 53L29 56L31 55ZM262 52H263V51H262ZM2 53L0 52V56L2 55ZM5 53H6V52H5ZM7 53H8V52H7ZM37 53H38V52H37ZM37 53H36V54H37ZM8 54H9V53H8ZM108 54H109V53H108ZM10 55H11V54H10ZM10 55H9V56H10ZM14 55H15V54H14ZM21 55H22V54H21ZM15 56H16V55H15ZM31 56H33V53H32ZM2 57H3V55H2ZM12 57H14V56L12 55ZM41 57H43V55H42ZM21 58H22V57H21ZM21 58H20V59H21ZM36 58L38 59V57H36ZM5 59H6V58H5ZM7 59H8V58H7ZM12 59H13V58H12ZM22 59H23V58H22ZM25 59H26V58H25ZM25 59H24V60H25ZM30 59H31V58H30ZM2 60H3V59H2ZM15 60H16V59H15ZM18 60H19V58H18ZM18 60H17V61H18ZM24 60H22V62H23ZM31 60H32V59H31ZM12 61H13V60H11V62H12ZM0 62H1V61H0ZM9 62H10V61H9ZM22 62H21L20 64H22ZM28 62H29V61H28ZM43 62H44V61H43ZM43 62H42V63H43ZM113 62H114V61H113ZM7 63H8V62H7ZM18 63H19V62H18ZM26 63H27V62H26V60H25V64H26ZM29 63H30V62H29ZM4 64H5V63H4ZM4 64H3V65H4ZM8 64H9V63H8ZM10 64H11V63H10ZM16 64H17V63H16ZM20 64H19V65H20ZM33 64H34V63H33ZM3 65L1 64V65H0V68H1V66H3ZM17 65H18V64H17ZM17 65H16V67H17ZM19 65H18V66H19ZM22 65H23V64H22ZM30 65H31V63H30ZM45 65H46V64H44V66H45ZM121 65H122L123 67L127 68L128 63L125 61V62H122ZM129 65H130V64H129ZM6 66H7V64H6ZM31 66H32V65H31ZM4 67H5V66H4ZM7 67H8V66H7ZM10 67H11V66H10ZM13 67H15V64H14ZM22 67H23V66H22ZM2 68H3V67H2ZM11 68H12V67H11ZM17 68H18V67H17ZM113 69H114V68H113ZM11 70H12V69H11ZM102 70H103V69H102ZM2 71H3V70H2ZM9 71H10V69H9ZM27 71H28V69H27ZM57 71H58V70H57ZM118 71H119V70H118ZM0 72H1V71H0ZM4 72H5V71H4ZM16 72H18V71H16ZM55 72H56V71H55ZM105 72H106V71H105ZM121 72H122V71H121ZM7 73H9V72L7 71ZM253 73H254V72H253ZM45 74H46V73H45ZM51 74H52V75H53V74L55 75L54 72H52ZM56 74H57V75H55V76H57V77H56L55 82H54V80H53V82H51V83L54 84V86H57L56 83H58V82L60 83V80H61V78H62L61 75H67L66 73L61 74V73H59V72H58V73L56 72ZM59 74H61V75H59ZM139 74H140V73H139ZM139 74H138V76H135L132 80H128V79L125 80V81H124V84H125V87L129 89V92L131 91V92H133L135 95H139V98H140L139 103H140V105L143 107V109H144V111H145V113H146V116H148V114H149V115L151 116L150 118H152V120L154 121V123H155L156 125H158V126H157L158 128H159L160 126H165L166 128H170L171 130H174V131H176V132H178V133H182V134H183V133H184V129H185V127H184V123H183V117H182L181 114H180V113H183V112L180 110V106H181V103H180V102H181V98H180V96H179V97L176 96V95L178 94V93L176 92V90H175V89H170V90H168L169 92H168L167 94H164V93L161 92V91L159 92V91H158L159 89H158V90H157V89L155 90V88H153V89L155 90V92H153L154 90L152 91L151 89H148V88H147V86H149V85H148V83L146 82L147 80L144 79V77H145L146 75L144 76V75H142V74H140V75H139ZM3 75H4V74H3ZM26 75H28V73H27ZM58 75H59V77L61 76V78H60L59 81H57V80L59 79V78H58ZM105 75H106V74H105ZM250 75H251V74H250ZM45 76H46V75H45ZM45 76H44V77H45ZM258 76H259V75H258ZM53 77H54V76H53ZM65 77H66V79H68V80H65ZM69 77H70V76H68V77H67V76H63L64 79L62 78L63 80H61L62 84L60 83L61 87H62V85H63V81H65V82L68 81V82H66V83H68V84L70 85V88H71V86L73 85L71 82H72L73 80H71ZM108 77H109V76H108ZM33 78H34V77H33ZM109 78H110V77H109ZM254 78H255V77H254ZM258 78H259V77H258ZM50 79H51V77H50ZM69 79H70V80H69ZM41 80H42V79H41ZM41 80H40V81H41ZM43 80H44V79H43ZM48 80H49V79H48ZM74 81H75V80H74ZM28 82H29V81H28ZM48 82H49V81H48ZM259 82H260V81H259ZM261 82H262V81H261ZM35 83H36V81H35ZM45 83H46V81H45ZM59 83H58V87L60 86ZM66 83H65V84H66ZM70 83H71L72 85H71ZM77 83H78V82H77ZM99 83H100V82H99ZM36 84H37V83H36ZM74 84H76V83H74ZM151 84H152V83H151ZM26 85H28V84H26ZM38 85H40V84H38ZM38 85H35V86L37 87ZM45 85H46V87H44V88H43V86L41 85V86H42V89H41L40 91L42 92V90L45 89L44 92H45V93H48V92H46V90L48 89V87L52 89V86H48V87H47L48 83L44 84V86H45ZM78 85H80V84H76L77 87H79ZM110 85H111V84H110ZM110 85H109V87L107 86L108 90L113 86V85H111V86H110ZM19 86H20V85H19ZM19 86H17L18 89H20ZM21 86H22V85H21ZM24 86H25V84H24ZM66 86H67V84L64 85V87H66ZM74 86H75V85H74ZM76 86H75V87H76ZM22 87H23V86H22ZM26 87H27V86H25V88H23V91L26 89ZM28 87H29V86H28ZM30 87H31V85H30ZM30 87H29V88H30ZM58 87H57L56 89L60 90V88H58ZM64 87H62L64 90L61 91V92H64V91H65V88H64ZM68 87H69V86H67V88H68ZM80 87H81V86H80ZM80 87H79V89H82V91H83V88H80ZM38 88H39V87H38ZM38 88H37V89H38ZM40 88H41V87H40ZM54 88H55V87H53V89H54ZM67 88H66V91L68 92L69 90H67ZM70 88H69V89H70ZM72 88H73V89H72V90H73L72 93H71V92L69 93V94H71V95L73 94L74 89H77V88H74V87H72ZM113 88H114V86H113ZM115 88H116V87H115ZM34 89H36V88L34 87ZM53 89H52V90H53ZM56 89H54V90H56ZM118 89H119V88H118ZM147 89H148V90H147ZM10 90H11V89H10ZM27 90H29V89H27ZM116 90H117V88H116ZM116 90H115V91H116ZM200 90H201V89H200ZM11 91H12V90H11ZM15 91H16V90H15ZM32 91H34V90H32V88H31V92H32ZM47 91H49V89H48ZM75 91H77V90H75ZM79 91H80V90H79ZM82 91H80V92H82ZM115 91H113V92H115ZM17 92H18V91H17ZM21 92H22V90H21ZM21 92H20V93H21ZM38 92H39V91H38ZM51 92H52V91H51ZM57 92L60 93V91H55V92L53 91V93H56L55 96H54V94L52 95L50 92H49V93H50L54 98H56V100H57V97H58V96L61 97V95H58V96H57V94H59V93H57ZM77 92H78V91H77ZM117 92H118V90H117ZM121 92H123V91H122V90L120 91V89H119V93H121ZM192 92H193V91H192ZM12 93H13V92H12ZM49 93H48V94H49ZM24 94H26V92H25ZM29 94H30V93H29ZM29 94H27V95H29ZM50 94H49V95H50ZM63 94H64V93H62V95H63ZM74 94H77V93H74ZM78 94L80 95V93H78ZM81 94H82V93H81ZM117 94H118V93H117ZM122 94H124V93H122ZM1 95H2V94H1ZM15 95H16V94H15ZM20 95H21V94H20ZM34 95H36V94H34ZM40 95H41V94H40ZM42 95H44V98H43V96H41L42 99L45 100V99H46V98H45V94L42 93ZM46 95H47V94H46ZM51 95H50V96H51ZM82 95H83V94H82ZM119 95H120V94H119ZM119 95H118V98H119ZM9 96H10V94H9ZM9 96H8V97H9ZM21 96H22V95H21ZM36 96H38V94H37ZM52 96H51L50 98H52ZM64 96H65L64 99H67V98H66V97H67L66 94H65ZM73 96H74V95H73ZM0 97H1V96H0ZM5 97H7V96L5 95ZM5 97H4V98H5ZM10 97H11V96H10ZM16 97H17V96H16ZM29 97H33V94H32V96L29 95ZM34 97H35V96H34ZM48 97H49V96L47 95V99H50V98H48ZM62 97H63V96H62ZM68 97H69V96H68ZM70 97H71V96H70ZM80 97H81V96H80ZM80 97H78V98H80ZM120 97H121V95H120ZM4 98H3V100H1L0 102L3 101V103H4V101H5V102L8 104V101H7V100H9V98H7V100H6V99L4 100ZM13 98H14V95H13ZM35 98H36V97H35ZM82 98H83V97H82ZM95 98H96V97H95ZM123 98H124V97H123ZM125 98H126V96H125ZM218 98H220V97L218 96ZM17 99H19V98H17ZM17 99H16V100H17ZM21 99H22V98H21ZM32 99L35 100L34 98H32ZM47 99H46V100H47ZM52 99H53V98H52ZM61 99H62V98H61ZM80 99H81V98H80ZM80 99H77V98L75 99L78 103H76V101L73 99V101L76 103V105L72 103V104L74 105V107L78 106L79 104L81 105V101H80ZM193 99H196V98H191V100H193ZM10 100H12V99L10 98ZM16 100H15V101H16ZM30 100H31V99H30ZM30 100H29V98H28V100H25V101H30ZM37 100H38V98H37ZM46 100H45V101H46ZM54 100H55V99H54ZM56 100L53 101V103H54V102L57 103ZM81 100H82V99H81ZM119 100H120V99H119ZM119 100H117V101H119ZM12 101H13V100H12ZM17 101H18V100H17ZM23 101H24V99H23ZM23 101H22L21 103H23ZM50 101H52V100H50ZM65 101H66V100H65ZM124 101H126V100H124ZM124 101H122V99H121L120 102H119V104L122 103V102H124ZM13 102H14V101H13ZM35 102L37 103V101H35ZM38 102H40V100H39ZM58 102H60V100H59ZM61 102H63V100H62ZM79 102H80V103H79ZM126 102H127V101H126ZM130 102H131V101H130ZM130 102L128 101V103H130ZM135 102H136V101H135ZM220 102H221V101H220ZM258 102H259V101H258ZM9 103H10V102H9ZM15 103H16V102H15ZM17 103H18V102H17ZM17 103H16V104H17ZM19 103H20V102H19ZM40 103H42V102H40ZM43 103H44V102H43ZM53 103H52V107H53ZM70 103H71V102H70ZM94 103H96V102H94ZM128 103H127V104H128ZM136 103H137V102H136ZM182 103H183V101H182ZM184 103H185V102H184ZM59 104H60V103H59ZM77 104H78V105H77ZM127 104H125V106H126ZM131 104H132V103L128 104L127 106L129 107V105H131ZM12 105H15V104H12ZM12 105H11V106H12ZM33 105H34V104H33ZM39 105H40V104H38V105H36V106H39ZM48 105H49V104H47L46 107H47ZM57 105H58V104H57ZM60 105H61V104H60ZM60 105H58V109H59V110L57 111V112H60V113H59V116H60V114L62 113L61 110H60V109H62V108L59 107ZM80 105H79V106H80ZM120 105H121V104H120ZM9 106H10V105H9ZM34 106H35V105H34ZM36 106H35V107H36ZM40 106H41V105H40ZM40 106H39V107H40ZM43 106H44V105H43ZM61 106H63V103H62ZM64 106H66V105H64ZM94 106H95V105H94ZM94 106H92V108H94ZM96 106H98V105H96ZM96 106H95V107H96ZM122 106H124V104H122ZM12 107H13V106H12ZM12 107H11V108H12ZM15 107H16V106H15ZM17 107H18V108H19V107L22 108V106H19V105H18ZM17 107H16V110H17ZM32 107H33V106H32ZM32 107H31L30 109H33ZM39 107L34 109L35 112H36V110H37L36 113H39L38 111H41V109L38 110ZM48 107H50V105H49ZM128 107H126V108H128ZM133 107H134V106H132V109H133ZM25 108H26V107H25ZM41 108H42V107H41ZM56 108H57V107H56ZM77 108H78V107H77ZM129 108H131V107H129ZM135 108H136V107H135ZM188 108H189V107H188ZM0 109H1V103H0ZM4 109H6V108H4ZM7 109H8V106H7ZM23 109H24V108H23ZM50 109H52V108H50ZM100 109H101V108H99V110H100ZM136 109H138V108H136ZM196 109H197V108H196ZM218 109H219V108H218ZM1 110H2V109H1ZM16 110H15V111H16ZM25 110H26V109H25ZM42 110H43V109H42ZM45 110H49V109L46 108ZM45 110H43V112H46ZM62 110H63V109H62ZM96 110H97V109H96ZM126 110H128V109H126ZM129 110H130V109H129ZM129 110H128V111H129ZM133 110H134V109H133ZM133 110H132V112H133ZM140 110H142V109H140ZM7 111H8V110H7ZM13 111H14V109H13ZM21 111H22V109H21ZM121 111H124V108L121 109ZM130 111H131V110H130ZM190 111H191V109H190ZM220 111H221V110H220ZM4 112H5V111H4ZM18 112H20V108H19ZM23 112H25V111L23 110ZM23 112H22V113H23ZM33 112H34V111H32V112H28L29 114H27V115H30V117H31V115L33 116V114H34V116H35L36 113H35V112L33 113ZM41 112H42V111H41ZM47 112H48V111H47ZM47 112H46V113H47ZM124 112H125V111H124ZM197 112H198V111H197ZM199 112H200V111H199ZM0 113H1V112H0ZM9 113H10V111H9ZM11 113H13V112H11ZM11 113H10V114H11ZM22 113H18V115L21 114V116H20L21 119H22V116L24 115V114H22ZM26 113H27V111H26ZM26 113H25V114H26ZM30 113H32V114H30ZM102 113H103V112H102ZM125 113H126V112H125ZM135 113L137 114V110H136V112L134 111L132 115H135V116H136ZM147 113H148V114H147ZM10 114H9L8 116H10ZM39 114H40V113H39ZM39 114H37V115H39ZM41 114H44V113H41ZM57 114H58V113H57ZM98 114H99V116H100V111H98ZM128 114H130V113H128ZM200 114H201V113H200ZM14 115H15V114H14ZM18 115H17V116H18ZM37 115H36V116H37ZM137 115H138V114H137ZM11 116H13V114H11ZM11 116H10V117H11ZM24 116H25V115H24ZM61 116H62V114H61ZM102 116H103V115H102ZM143 116H144V115H143ZM229 116H230V115H229ZM18 117H19V116H18ZM18 117L16 118V117L13 116V118H16V119H18ZM25 117L27 118V116H25ZM28 117H29V116H28ZM188 117H189V116H188ZM191 117H192V116H191V114H190V118H189V119H192ZM2 118H3V119H2ZM11 118H12V117H11ZM138 118L141 119V118H140V115H139ZM143 118H144V117H143ZM148 118H149V117H148ZM21 119H20V120H21ZM70 119H71V118H70ZM102 119H103V118H102ZM186 119H187V118H186ZM0 120H1V121H0V264H16L17 262H18V263L20 262V264H22V263H23V264H29V263L34 264V263H36V261L34 262V260H35V255H34V253H35V252L39 253V252H38V251H35V252L33 253L32 251H34V250L29 249L28 245H26V243H28L29 241H32V240H29V239H31L32 235L30 236L29 234L27 235L26 233H24V234L27 235L26 237H27V239L29 240L28 242L25 243V240H23V238L25 237V236L23 235V230L21 229V230L19 231V228H18V227H16V228H14V229L11 230V228L13 227L14 224H12V222L10 221V218H11V217H12V219H13L14 217L18 219L19 216H20V218H21L23 215L26 214V212H28V213L31 214V212H33V211H31V210L29 209L30 207L27 208L28 206H23L24 204L21 203V200H18V199L16 198L17 196L14 197V198H16V199H15V200H16L15 203L13 202L14 200H13L12 198H11V199L13 200L12 203H10V202H6V199L3 198V192L6 193V192H5V189L7 190L8 187L10 188V184H8V182L11 181L12 184H13V182H21V183H14V186H15V187H16L18 184L20 185L19 188L22 187V188H20V189H21V192H22V193H20V194H19L20 191L18 192L16 189H14V190H16V191L18 192L19 195H21L20 197H23L22 195H23L24 193H25V195H26V194H28V192H31V191H32V192H34V193H32V194H36V195H33V196H36V197H35V198H32L33 200H31V201H35L36 203H38V206H40L39 203H43V202H44V205H45V203L47 204V202L44 201V198L47 197V196H49V195H47L46 190H42V189H41V186H40V185L42 184V187H43V185L45 184V182H47V180L45 181V179H47L49 176H51V175H50L51 173H54V175L57 173V175L59 174L58 177H60V173L63 172V171H62L63 168H64V167H67L66 165H68V166L70 167V165H69V163L66 164L65 161H64V157L61 158V156H59L58 154H57L58 157H57L56 155H54L56 158H54V160H51V158H49L50 156H49V157H46V155H47V153H46L47 150H45V153H46V154H44V152H43L44 150L41 151L40 149H42L41 147L44 146V142H46V144H45V148H44V149H47V146H49V145H47V141L49 142V140H50V143L52 144L54 141H56V140H54V141L52 142V140L54 139V137H57V136L59 137V136L61 135V133H62V134L64 133V135H65V132L68 131V130H70V129H68V127H67V130H65L66 127H63V126H65L64 123H63V125H61V122H63L64 119L61 120V122H60V125L63 127V129H62L61 126H60V128H61V130H62L61 133H60V129H59V128H52L51 126L46 127V125H45L46 129H47V128H51V130H52L55 134L49 129V130L51 131V132H50V131L48 130V131L51 133V134H50V133H49V134H50V135L53 134V135H52V136H53V139H52V138H51L52 140L49 139V138L52 137V136H49V134H48V136H49V138H48V137H47V134H45L46 136H44L45 138L42 137V140H43V139H46V137H47L48 140L46 139L47 141H43V142H41V144H43V146H41V144H40V145H39L40 147L38 146V147L40 148L39 150H38V148H37V149H34V150H38V152L40 153V154H38V152H37V154H38L39 156L41 155V157L39 158V160H41V163H40V166H39V167H38L37 165H34V164L30 165V167L33 168V169H35V170H36V168H37V169L40 171V172H38L39 174L35 172V176H36V174H37V175H40V174H41V179H40V180H41V184H40L38 181H37L36 183H35V182L33 183V181H34V180H33V181H31V182H32V184H34V185H31V183H29V184L31 185V187H32V188H30V186L28 185V182H29L28 179L31 178V177H29L30 168L28 169V168L26 167V169H28V170L26 171V173H27L28 171H29V172H28L27 174H25V171H24L25 168H24V166L17 164V163H18L17 160H18V158H19L18 156L21 155V154H23V153H22V150H25V149L28 148V147L25 146V145H26L27 143H28L27 145H29L30 142L32 143V140H33L32 138H34V137H32V136H35V135H36V137H37L38 130H37V134H36V132H35V133H31L32 136H30L28 133H25V132H24L26 135H29L31 138H30L29 136L24 135L23 133L20 134V132L17 133V134L15 135V134H13V132H12L14 129H11V128L8 126L9 123H7V122H6L7 124L5 123V120H4V117H3V116L1 117ZM8 120H9V119L7 118L6 121H8ZM10 120H11V119H10ZM10 120H9V121H10ZM18 120H19V119H18ZM22 120H24V119H22ZM67 120H68V122H69V118H68V117H67ZM141 120H142V119H141ZM11 121H13V120H11ZM56 121H58V120H56ZM73 121H74V120H72L71 122H73ZM150 121H151V120H150ZM186 121H188V120H186ZM189 121H190V120H189ZM194 121H195V119H194ZM210 121H211V120H210ZM2 122H4V123H2ZM54 122H55V121H54ZM58 122H59V121H58ZM151 122H152V121H151ZM125 123H126V122H125ZM128 123H130V122H128ZM128 123H126V125H125V127H124V129H123L124 131L122 130V131L124 132L123 135L121 134V133H122L121 129L123 128V126L120 125L122 128L118 130V131H121V132H118V131H117V132H118V133H117V135H118V140L121 139L125 134H130L131 126H130ZM190 123H193V122L190 121ZM196 123H197V122H196ZM51 124H54V123H51ZM67 124H68V123H67ZM71 124H72V123H71ZM130 124H132V123H130ZM198 124H199V123H198ZM14 125H15V124H14ZM48 125H49V124H48ZM55 125H56V127H59V126H58L59 124L57 125V122H55ZM133 125H134V124H133ZM53 126H54V125H53ZM69 126H71V125L69 124ZM128 126H130L129 129L126 128V127H128ZM200 126H201V125H200ZM11 127H12V126H11ZM14 127H15V126H14ZM37 127H39V125H38V126H35V128H37ZM32 128H34V127H32ZM115 128H116V127H115ZM119 128H120V127H119ZM125 128H126V130L129 131V133L125 131ZM132 128H133V127H132ZM37 129H38V128H37ZM39 129H40V128H39ZM46 129H45V130H46ZM54 129H55L56 131H54ZM58 129H59V133H60V134L57 133V130H58ZM159 129H160V128H159ZM235 129H236V128H235ZM235 129H234V130H235ZM29 130L32 132L31 128H30ZM33 130L36 131V129H33ZM64 130H65V131H64ZM110 130H111V128H110ZM131 130H132V129H131ZM237 130H238V129H237ZM237 130H236V131H237ZM161 131H163V130H161ZM40 132H41V130H40ZM71 132H72V131H71ZM77 132H78V131H77ZM79 132H80V131H79ZM103 132H104V131H103ZM106 132H108V129H107ZM106 132H105V133H106ZM110 132L112 133L113 131H112V130L109 131L108 134H111ZM125 132H126V133H125ZM191 132H192V130H190L189 133H191ZM197 132L199 133V135H202V137H203V136L205 135L206 130H205V129H202V130H199V131H197ZM208 132H209V131H208ZM45 133H46V131H45ZM66 133H67V132H66ZM75 133H76V132H75ZM100 133H101V132H100ZM100 133H99V134H100ZM135 133H136V131H135ZM18 134H19V135H22L23 137L26 136L27 138H26V139H25V137L22 138V136L19 137ZM34 134H35V135H34ZM113 134H114V133H112V135H113ZM131 134H132V133H131ZM173 134H174V133H173ZM17 135H18V137H16ZM42 135H43V134H42ZM64 135H62V136H63V137H62L63 139L65 138ZM114 135H115V134H114ZM117 135H116V136H117ZM170 135H171V134H170ZM236 135H237V133H236ZM65 136H66V135H65ZM86 136H87V135H86ZM108 136H109V135H108ZM125 136H126V135H125ZM125 136H124V137H125ZM173 136H175V134H174ZM181 136H182V135H181ZM223 136H225V135H223ZM36 137H35V138H36ZM38 137H40V135H39ZM58 137H57V140H58L59 138H61V136H60L59 138H58ZM67 137H68V136H67ZM69 137H71V136H69ZM102 137H103V135H102ZM124 137H123V138H124ZM175 137H176V136H175ZM226 137H227V136H226ZM238 137H239V136H238ZM28 138H30V139H28ZM62 138H61V140L59 139L60 142L63 141ZM72 138H73V137H72ZM115 138H116V137H115ZM123 138H122L121 140H123V141H124L123 143L125 144V143L127 142V140H130L132 137L129 138V139L126 138V142H125V139H123ZM38 139H39V138H38ZM84 139H85V137H84ZM96 139H97V138H96ZM188 139L190 140L191 138L189 137ZM217 139H218V138H217ZM224 139H225V138H224ZM228 139H230V137H229ZM39 140L42 141L41 138H40ZM79 140H81V139H79ZM79 140H78V141H79ZM82 140H83V139H82ZM93 140H94V138H93ZM114 140H115V139H114ZM134 140H135V137H133V139L131 140V143H134V142H135ZM180 140H181V139H180ZM186 140H187V139H186ZM36 141H37V140H36ZM136 141H138L137 144H139L140 140H137V139H136ZM193 141H194V140H193ZM210 141H211V140H210ZM229 141H230V140H229ZM238 141H240V140H238ZM34 142H35V140H34ZM56 142L59 143L58 141H56ZM82 142H84V141H82ZM108 142H109V140H108ZM232 142H233V140H232ZM35 143H37V142H35ZM39 143H40V142H39ZM57 143H56V144H57ZM78 143L80 144V141H79ZM96 143H97V142H96ZM111 143H112V141H111ZM121 143H122V142H121ZM131 143H130V141H128V143L125 144V147L128 146L127 149L130 148L129 146L131 145ZM140 143H141V142H140ZM142 143H143V142H142ZM180 143H182V142H180ZM180 143H179V144H180ZM222 143H224V142H222ZM32 144H34V143H32ZM37 144H38V143H37ZM60 144H61V143H60ZM81 144H82V143H81ZM113 144H114V143H113ZM127 144H128V145H127ZM129 144H130V145H129ZM134 144H135V143H134ZM217 144H218V143H217ZM226 144H228V143H226ZM231 144H232V143H231ZM235 144H237V143H235ZM238 144H239V143H238ZM30 145H31V144H30ZM34 145H36V144H34ZM46 145H47V146H46ZM82 145H84V144H82ZM82 145H81V148H82ZM141 145H142V144H141ZM141 145H140V146H141ZM144 145H145V143H144ZM162 145H164V144H162ZM195 145H196V144H195ZM197 145H198V144H197ZM205 145H206V143H205ZM223 145L225 146V143H224ZM239 145H240V144H239ZM77 146H78V149H79V148H80L79 145H77ZM87 146H88V145H87ZM99 146H100V145H99ZM131 146H132V145H131ZM134 146H135V145H134ZM216 146H217V145H216ZM24 147H25V149H24ZM26 147H27V148H26ZM72 147H73V149H74V146H72ZM83 147L85 148V146H83ZM142 147H143V146H142ZM146 147H147V146H146ZM160 147H161V146H160ZM164 147H165V146H163V148H164ZM214 147H215V146H214ZM233 147H234V145H233ZM61 148H62V147H61ZM87 148H88V147H87ZM131 148H132V147H131ZM131 148H130V149H131ZM144 148H145V147H144ZM198 148H199V147H198ZM202 148H203V146H202ZM202 148H201V149H202ZM204 148H205V146H204ZM215 148H217V147H215ZM239 148H241V145H240ZM239 148H238V149H239ZM29 149H30V148H29ZM29 149H28V150H29ZM68 149H69V148H67V151H68ZM112 149H113V148H112ZM232 149H233V148H232ZM235 149H236V148H235ZM31 150H32V149H31ZM31 150H30V151H31ZM57 150H58V148H56V152H57ZM88 150H89V148H88ZM122 150H123V149H122ZM131 150H132V149H131ZM178 150H180V149H178ZM178 150H177V151H178ZM25 151H27V150H25ZM25 151H24V152H25ZM32 151H33V150H32ZM59 151H60V149H59ZM59 151H58V152H59ZM74 151H75V149H74ZM78 151H79V150H78ZM80 151H81V150H80ZM86 151H87V150H86ZM89 151H91V150H89ZM89 151H88V153H89ZM196 151H197V150H196ZM220 151H221V150H219V152H220ZM225 151H226V150H225ZM230 151H231V150H230ZM238 151H239V150H238ZM238 151H237V152H238ZM28 152H29V151H28ZM33 152H34V151H33ZM48 152H49V151H48ZM64 152H66V151L64 150ZM68 152H69V151H68ZM75 152H76V151H75ZM110 152H111V151H110ZM154 152H155V151H154ZM178 152H179V151H178ZM193 152H194V151H193ZM223 152H224V150H223ZM239 152H240V151H239ZM239 152H238V154H236V157L241 158ZM25 153H26V152H25ZM78 153H80V152H78ZM85 153H87V152H85ZM92 153H93V152H92ZM98 153H99V151H98ZM103 153H104V152H103ZM116 153H117V152H116ZM138 153L141 154L140 152H138ZM205 153H206V152H205ZM221 153H222V152H221ZM230 153H231V152H230ZM232 153H233V152H232ZM232 153H231V156H232ZM26 154L28 155V154H30V153H26ZM61 154H62V153H61ZM64 154L66 155V153H64ZM64 154H63L62 156H64ZM68 154H69V153H68ZM90 154H91V153H90ZM96 154H97V153H95V155H96ZM136 154H137V152H136ZM139 154H138V155H139ZM154 154H157V153H154ZM154 154H153V155H154ZM174 154H175V153H174ZM176 154H178V153H176ZM180 154H184V153H181V152H180ZM192 154H193V153H191L190 155H192ZM199 154H200V153H199ZM201 154H202V151H201ZM201 154H200V155H201ZM219 154H220V153H219ZM233 154H234V153H233ZM241 154H242V153H241ZM243 154H244V153H243ZM27 155H26V158H28ZM33 155H34V154H33ZM49 155H50V154H49ZM74 155H75V154H74ZM81 155H82L81 157H83V154H81ZM106 155H107V154H106ZM114 155H115V154H114ZM138 155H137V156H138ZM142 155H143V154H142ZM184 155H185V154H184ZM184 155H183V156H184ZM186 155H187V154H186ZM196 155H197V154H196ZM217 155H218V154H217ZM225 155H226V154H225ZM227 155H228V157H229V154H227ZM16 156H17V159H16ZM30 156H31V155H30ZM78 156H79V155H78ZM86 156H87V155H86ZM97 156H98V155H97ZM97 156H96V157H97ZM115 156H116V155H115ZM135 156H136V155H135ZM137 156H136V157H137ZM143 156H145V155H143ZM143 156H141V157H143ZM176 156H177V155H176ZM178 156H179V155H178ZM180 156H181V155H180ZM180 156H179V157H180ZM183 156H181V157H183ZM192 156H193V155H192ZM203 156H205V155H203ZM213 156H214V155H213ZM213 156H212V158L214 159V158L216 157V155H215L214 157H213ZM218 156H219V155H218ZM245 156H246V154H245ZM65 157H66V156H65ZM70 157H71V156H70ZM88 157H89V156H88ZM93 157H95V156H93ZM136 157H135V158H136ZM141 157L139 156L140 159H141ZM147 157H149V156H145L144 159H145V158L147 159ZM184 157H185V156H184ZM196 157H197L198 159L201 158V156L199 157L198 155H197ZM196 157H195V158H196ZM34 158H35V157H34ZM37 158H38V157H37ZM74 158H75V157H74ZM78 158H79V157H78ZM78 158H77V159H78ZM83 158H86V157H83ZM126 158H127V157H126ZM152 158H154V157H152ZM186 158H187V156H186ZM193 158H194V157H192V158L190 159V158L188 157V158H187L188 162L191 161L190 163H192L193 160H196V159H193ZM203 158H205V157H203ZM208 158H210V157H208ZM216 158H217V157H216ZM216 158H215V159H216ZM222 158H223V156H222ZM231 158H232V157H230V160H231ZM35 159H36V158H35ZM66 159H68V158H66ZM80 159H81V158H80ZM91 159H92V157H91ZM106 159H107V157H106ZM127 159H129V158H127ZM130 159H131V158H130ZM130 159H129V160H130ZM136 159L138 160V158H136ZM155 159H156V158H155ZM174 159H177V160H178V157H176V158H174ZM182 159H183V158H182ZM192 159H193V160H192ZM201 159H202V158H201ZM206 159H207V158H206ZM19 160H20V158H19ZM30 160H31V159H30ZM39 160H37V162H39ZM68 160H69V159H68ZM75 160H76V159H75ZM84 160H85V159H84ZM87 160H88V159H87ZM89 160H90V159H89ZM89 160H88V161H89ZM92 160H93V159H92ZM95 160H96V158H95ZM101 160H102V159H101ZM101 160H100V162H102ZM107 160H108V159H107ZM109 160L111 161L110 158H109ZM132 160H133V159H132ZM151 160H152V159H151ZM183 160H185V159H183ZM207 160H209V159H207ZM218 160H220V161L222 162L221 157H220L219 159H218V158L216 159L217 162H219ZM227 160H228V158H227ZM233 160H234V159H233ZM233 160H232V161H233ZM236 160H237L236 163H239V160H240V159H239V160H238V159H235V161H236ZM66 161H67V160H66ZM76 161H77V160H76ZM80 161H81V160H80ZM82 161H83V160H82ZM116 161L118 162V157H117V156H116ZM124 161H125V160H124ZM180 161H181V163L183 162V161L180 160V159H179V162H178V161H177V162L180 163ZM203 161H204V162H203L202 164L204 165V163H205L206 161H205V159H204ZM214 161H215V160H214ZM216 161H215V162H216ZM232 161H231V162H232ZM235 161H233V163H235ZM21 162H22V161H21ZM24 162H25V161H24ZM33 162H34V161H33ZM67 162H68V161H67ZM90 162H91V161H90ZM92 162H93V161H92ZM108 162H109V161H108ZM135 162H138V161H135ZM140 162H141V161H140ZM148 162H149V161H148ZM153 162H154V161H153ZM155 162H157V161H155ZM201 162H202V161H201ZM201 162H200V163H201ZM207 162H208V161H207ZM209 162L211 163L210 160H209ZM209 162H208V163H209ZM215 162H214V163H215ZM19 163H20V162H19ZM31 163H32V161H31ZM31 163H30V164H31ZM84 163H85V161L83 162V164H84ZM87 163H88V162H87ZM87 163H86V164H87ZM102 163H104V162H102ZM105 163H106V162H105ZM120 163H121V162L119 161V164H120ZM122 163H123V161H122ZM122 163H121V164H122ZM124 163H125V162H124ZM133 163H134V162H132V164H133ZM138 163H139V162H138ZM158 163H159V162H158ZM160 163H163V161L160 162ZM181 163H180V165H182V164L184 165V163H182V164H181ZM193 163L195 164V161H193ZM193 163L190 164L191 168H192V165H194ZM197 163H198L199 165H198ZM197 163H196V164H197V165H196V168L199 167V166L201 165V164L199 163V161H197ZM241 163H242V161H240V163H239L240 165L238 164L239 167L241 166ZM23 164H27V163L25 162V163H23ZM65 164H66V165H65ZM89 164L94 165L93 163H89ZM89 164H88V165H89ZM95 164H96V162H95ZM100 164H101V163H100ZM116 164H117V163H116ZM119 164H118V165H119ZM121 164H120V165H121ZM143 164H144V163H142V165H143ZM154 164H155V163H154ZM154 164H153V165H154ZM218 164H221V163L219 162ZM218 164L216 165L217 168L215 167V169L218 170V169L220 168V166H221V169H223V166H224V165H220V166H218ZM222 164H223V163H222ZM104 165H105V164H104ZM104 165H103V167H104ZM113 165H114V164H113ZM127 165H128V164H127ZM145 165H146V164H145ZM156 165H157V164H156ZM183 165H182V166H183ZM203 165H202V166H203ZM210 165L212 166V164H210ZM210 165H207V166H210ZM227 165H228V164H227ZM230 165H231V164H230ZM230 165H228V166H230ZM236 165H237V164H235V167H234V168H233L234 165H231L232 170L235 169V168H236V170H237L238 165H237V166H236ZM242 165L245 166L243 163H242ZM25 166H27V165H25ZM73 166H74V165H73ZM83 166H84V165H83ZM86 166H87V165H86ZM122 166H123V164H122ZM122 166H121V167H122ZM125 166H126V165H124V168H125ZM139 166H140V165H139ZM139 166H138V167H139ZM158 166L161 167L159 164H158ZM188 166H189V163H188ZM213 166H214V165H213ZM243 166H242V167H243ZM76 167H77V166H76ZM113 167H114V166H113ZM131 167L133 168V166H131ZM131 167H130V169H131ZM135 167H136V166H135ZM149 167H150V166H149ZM149 167H148V168H149ZM179 167H181V166H179ZM183 167H184V166H183ZM185 167H186V168H189V167H187V166H185ZM193 167H194V166H193ZM226 167H227V166H226ZM231 167L229 168L230 171H232V170H231ZM242 167H241V168H242ZM247 167H248V166H247ZM250 167H251V166H250ZM83 168H84V167H83ZM92 168H93V167H92ZM92 168H91V169H92ZM99 168H100V167H99ZM107 168H108V167H107ZM110 168H111V167H110ZM110 168H109V169H110ZM142 168H143V167H142ZM144 168H145V167H144ZM151 168H153V166H152ZM155 168H156V167H155ZM196 168H192V169H196ZM202 168H203V167H202ZM204 168H205V167H204ZM208 168H209V167H208ZM208 168H207V169H208ZM212 168L214 169V167H212ZM9 169H11V170H9ZM80 169L82 170V168H80ZM87 169H89V168H87ZM112 169H114V168H112ZM120 169H121V168H120ZM120 169H118V170L120 171ZM127 169H128V168H127ZM127 169H126V170H127ZM137 169H138V168H137ZM139 169H140V168H139ZM149 169H150V168H149ZM157 169H158V168H157ZM157 169H156V170H157ZM192 169H191V176L193 177L192 179H195L196 182H197V177L195 178L193 175H194L195 173H197V170H198V169H197V170H194L195 172H193V173H192V171H193ZM199 169H200V170H199L198 172H201V173H202V172L204 171V170L202 171L201 168H199ZM210 169H211V168H210ZM215 169H214V170H215ZM221 169H220V170H221ZM224 169H225V168H224ZM226 169H227V168H226ZM238 169H239V168H238ZM243 169H244V168H243ZM243 169H242V170H243ZM64 170H65V169H64ZM70 170H71V169H70ZM93 170H94V169H93ZM93 170H92V171H93ZM99 170H100V169H99ZM105 170L107 171V169H104L103 171H105ZM114 170L118 171L117 169H114ZM114 170H113V171H114ZM121 170H122V169H121ZM126 170H125V171H126ZM128 170H129V169H128ZM132 170H133V169H132ZM146 170H147V168H146ZM187 170H188V169H187ZM211 170H212V169H211ZM239 170H240V169H239ZM249 170H250V169H249ZM252 170H253V169H252ZM11 171L14 173V175L12 174ZM65 171H66V170H65ZM71 171H72V170H71ZM71 171H70V172H71ZM84 171H85V170H84ZM100 171H101V170H100ZM103 171H102V173L100 172V173H101V174H100L101 176H102V174L104 175V173L106 172V171H105V172L103 173ZM113 171H112V172H113ZM136 171H137V170H136ZM139 171H140V170H139ZM142 171H143V169H142ZM215 171H216V170H215ZM222 171H223V170H222ZM230 171H229V173H230ZM234 171H235V170H233V173H234ZM77 172H78V171H77ZM86 172H87V171H86ZM96 172H97V170H96ZM96 172H95V173H96ZM110 172H111V171H110ZM112 172H111V173H112ZM114 172H115V171H114ZM114 172H113V173H114ZM126 172H127V171H126ZM126 172H125V174H126ZM157 172H158V171H157ZM159 172H161V168L159 169ZM159 172H158V173H159ZM187 172H188V174H189V178H187V177H186V178H187V179H190V177H191V176H190V169H189V171H187ZM187 172L185 171V173H187ZM226 172H228V170L225 171L224 174L221 172L222 175L219 173V171H217L216 173H219L221 176L224 177V176H226V174H225ZM245 172H246V171H245ZM248 172H249V171H248ZM252 172H253V171H252ZM10 173L13 175V177L9 176ZM32 173H33V171H32ZM68 173H69V172H68ZM71 173H72V172H71ZM84 173H85V172H84ZM95 173H94V174H95ZM97 173H98V176H97V177H98V178L100 177V180H101V178H104V177H101V176L99 175V171H98ZM116 173H118V172H115L114 174H116ZM128 173H129V172H128ZM128 173H127V174H128ZM132 173H133V172H132ZM168 173H169V172H168ZM177 173H179V172L177 171ZM185 173H184V174H185ZM203 173H204V172H203ZM203 173H202V175H203ZM233 173H232V174H233ZM250 173H251V172H250ZM30 174H31V173H30ZM61 174H62V173H61ZM64 174H65V172H64ZM64 174H63V175H64ZM69 174H70V173H69ZM105 174H106V173H105ZM107 174H109V171L107 172ZM107 174H106V175H107ZM119 174H120V172H119ZM129 174H130V173H129ZM129 174H128V175H129ZM159 174H160V173H159ZM162 174H163V173H162ZM188 174H187V175H188ZM232 174L230 173L229 175H231V178L233 177V181H236L235 179H237V180L241 179V181H242V178L244 177V176H243L242 178H240V177L237 178V176H239V175H236V176L234 175V176H235V179H234V176H233ZM239 174H240V173H239ZM25 175H28V176L24 177ZM63 175H62V177H63ZM106 175H104V176H106ZM117 175H118V174H117ZM160 175H161V174H160ZM170 175H174V174H171V173H170ZM179 175H180V176L183 175V174H181V171H180ZM197 175H198V173H197ZM202 175L200 174V176H202ZM211 175H212V173H211ZM211 175H209V176H211ZM220 175H219V177H220ZM248 175H249V174H248ZM255 175H256V174H255ZM30 176H32V174H31ZM47 176H48V177H47ZM55 176H56V175H55ZM107 176H108V175H107ZM107 176H106L105 178H109V177H107ZM111 176H112V175H111ZM111 176H110V177H111ZM195 176H196V175H195ZM205 176H206V173H205ZM240 176H241V174H240ZM252 176H253V175H252ZM36 177H37V176H36ZM46 177H47V178H46ZM68 177H69V176H68ZM73 177H74V176H73ZM76 177H77V176H76ZM76 177H75V178H76ZM97 177L95 176V179H96ZM113 177H114V175H113ZM113 177H112V178H113ZM116 177H117V179H118V176H116ZM116 177H115V178H116ZM123 177H124V176H123ZM142 177H143V176H142ZM160 177H161V176H160ZM160 177H159V178H160ZM182 177L185 178L184 176H182ZM219 177H217V178H219ZM245 177H246V176H245ZM249 177H250V176L247 177V178H248L247 180H249ZM9 178H10V179L12 178L13 181L10 180ZM27 178H28V179H27ZM34 178H35V177H34ZM37 178H38V177H37ZM51 178L54 179V178H57V176H56V177L52 176ZM66 178H67V177H66ZM75 178H74V179H75ZM210 178H212V176H211ZM14 179H15V180H14ZM57 179H58V178H57ZM63 179H65V178H63ZM68 179H69V178H68ZM90 179H91V178H90ZM95 179L93 178L92 180L96 181ZM156 179H157V178H156ZM161 179H162V178H161ZM192 179H190V181H191ZM198 179H199V178H198ZM208 179H209V178H208ZM221 179L223 180V178H221ZM251 179H252V178H250V181L253 182L254 187H255V186H256V184H255V181H256V180L254 181V180H251ZM26 180H27L28 182H27ZM38 180H39V179H38ZM51 180H52V179H51ZM51 180L48 179L49 182H50ZM69 180H70V179H69ZM88 180H89V179H88ZM88 180H87V181H88ZM92 180H91V181H92ZM98 180H99V179H98ZM98 180H97V182H98ZM128 180H129V178H128ZM142 180H143V179H142ZM159 180H160V179H159ZM164 180H165V179L162 180V181H163L162 183H164ZM182 180H183V179H182ZM218 180H220V178H219V179H215V178H214V179H211V182H213V186H214V187H213V190H214L213 195H216V193L219 194L218 192L220 191V187L222 188V190H221L222 193L224 192V191H223V185H222L221 182H219ZM229 180H230V179H229ZM44 181H45V182H44ZM61 181H62V180H61ZM63 181H64V180H63ZM70 181H71V180H70ZM105 181H106V180H105ZM112 181H113V180H112ZM112 181H111V182H112ZM119 181H120V180H119ZM154 181H155V180H154ZM166 181H167V180H166ZM204 181H205V179H204ZM206 181H207V180H206ZM217 181L219 182V184L222 185V186L219 187V189H218V187H217L218 190L214 189L217 185H219ZM244 181H245V182H244ZM11 182H10V183H11ZM26 182H27V184H26ZM43 182H44V183H43ZM55 182H56V181H55ZM57 182H58V181H57ZM84 182H85V181H84ZM97 182H96V183H97ZM99 182H101V181H99ZM102 182H103V181H102ZM102 182H101V183H102ZM107 182H108V181H107ZM152 182H153V181H152ZM193 182H194V181H193ZM196 182H195V183H196ZM199 182H200V180H199ZM199 182L196 183V184H199ZM202 182H203V181H202ZM215 182H216V183H215ZM224 182H225V181H224ZM238 182H239V181H238ZM252 182H251V183H252ZM50 183H51V182H50ZM88 183H89V182H88ZM91 183H92V182H91ZM108 183H110V182H108ZM112 183H113V182H112ZM114 183H115V182H114ZM124 183H125V182H124ZM159 183H160V182H159ZM204 183H205V182H204ZM204 183H203V184H204ZM209 183H210V182H209ZM227 183H228V182H227ZM230 183H231V182H230ZM241 183H242V185L240 186V189H242V191H243V187H242L243 184H245V187H247L246 185L248 184V183H246V178H245V180H243V182H241ZM251 183L248 184V186H249V185H253V184H251ZM12 184H11V185H12ZM46 184H47V183H46ZM54 184H56V183H54ZM57 184H58V183H57ZM59 184H60V182H59ZM64 184H65V183H64ZM79 184H80V181H79ZM128 184H129V183H128ZM128 184H127V185H128ZM148 184H149V183H148ZM148 184H147V185H148ZM190 184H191V183H190ZM196 184H195V186H199V188H200V185H196ZM206 184H207V183H206ZM214 184H215V185H214ZM228 184H229V183H228ZM238 184H239V183H238ZM66 185H68V184L66 183ZM66 185H65V187H66ZM229 185H230V184H229ZM232 185H233V184H232ZM5 186H6L7 188H5ZM12 186H13V185H12ZM55 186H57V185H55ZM60 186H62V185H60ZM70 186H72V185H70ZM89 186H90V185H89ZM97 186H98V183H97ZM99 186H101V185H99ZM107 186H108V185H107ZM117 186H118V185H117ZM201 186H203V185L201 184ZM259 186H260V184H259ZM259 186H258V187H259ZM15 187H11V188H15ZM65 187H63V189H64ZM67 187H68V186H67ZM82 187H83V186H82ZM85 187H86V186H85ZM153 187H154V186H153ZM155 187H157V186H155ZM155 187H154V188H155ZM158 187H160V186H158ZM161 187H162V186H161ZM188 187H191V186H188ZM192 187H193L192 190H194V184H193ZM254 187H253V188H254ZM16 188H17V187H16ZM44 188L47 189L45 186H44ZM44 188H43V189H44ZM50 188H51V187H50ZM53 188H54V187H53ZM69 188H70V187H69ZM95 188H96V187H95ZM116 188H117V187H116ZM119 188H120V187H119ZM148 188H149V186H148ZM148 188H147V189H148ZM150 188H151V187H150ZM150 188H149V189H150ZM199 188L196 187L195 190H196L197 192H199V191H198ZM248 188H249V187H248ZM255 188H256V187H255ZM17 189H18V188H17ZM20 189H19V190H20ZM78 189H79V187H78ZM100 189L103 190L104 188L102 189V186H101ZM100 189H98V190H100ZM142 189H144V187H143ZM208 189H209V188H208ZM211 189H212V188H211ZM211 189H210V190H211ZM246 189H247V188H246ZM251 189H252V188H251ZM257 189H258V188H257ZM260 189H261V187H260ZM10 190H11V189H10ZM10 190H9V191H10ZM26 190H28V192H27ZM29 190H31V191H29ZM55 190H56V189H55ZM68 190H69V189H68ZM83 190H84V189H83ZM93 190H95V189H93ZM93 190H92V191H93ZM119 190H120V189H119ZM153 190H155V189H153ZM153 190H152V191H153ZM188 190H189V189H188ZM190 190H191V188H190ZM215 190H216V191H215ZM226 190H227V189H226ZM238 190H239V189H238ZM248 190H249V189H248ZM44 191H45L46 193H45ZM104 191H105V189H104ZM117 191H118V188H117ZM200 191H201V190H200ZM217 191H218V192H217ZM221 191H220V193H221ZM255 191H256V190H255ZM259 191H260V190H259ZM262 191H264V190H262ZM14 192H15V191H14ZM49 192H51V191L49 190ZM54 192H55V191H54ZM54 192H51V193H54ZM61 192H62V191H61ZM70 192H71V191H70ZM102 192H103V191H102ZM108 192H109V191H108ZM153 192H154V191H153ZM155 192H157V191H155ZM158 192H159V191H158ZM165 192H166V191H165ZM174 192H175V190H174ZM189 192L192 193L191 191H189ZM194 192H195V191H193V193H194ZM203 192H205V191L203 190ZM211 192H213V191H211ZM240 192H241V191H240ZM247 192H249V191H247ZM257 192H258V191H257ZM51 193H49V194H50V197H51V198L48 197L49 199L55 198L56 200H57V199H61V200H62V198H60V196H59V193H60V192H59V193H56V194H55V193H54V194H51ZM94 193H95V192H94ZM109 193H110V192H109ZM146 193H147V192H146ZM159 193H160V192H159ZM166 193H167V192H166ZM222 193H221V195H223V196H222V198H223L224 195H225V193H224V194H222ZM250 193H251V192H250ZM250 193H248V194H250ZM30 194H31V193H30ZM30 194H29V197H30ZM70 194H71V193H70ZM99 194H100V193H99ZM103 194H104V193H103ZM110 194H111V193H110ZM163 194H164V193H163ZM195 194H196V193L193 194V195L195 196V199H196L197 196H200L199 194H198L197 196H196ZM200 194H201V193H200ZM207 194H209V193H207ZM210 194H212V193H210ZM210 194H209V195H210ZM234 194H236V193H234ZM237 194H238V193H237ZM237 194H236V195H237ZM258 194H259V192H258ZM258 194H257L256 196H254V194H253V201H254L255 199L257 200V201H256V200L254 201V202H256V204H257L258 201H261V200L258 199V197H257ZM15 195H17L16 192H15ZM153 195H154V194H153ZM187 195L190 196L191 194H187ZM187 195H186V196H187ZM193 195H192V196H193ZM201 195H202V194H201ZM232 195H233V194H232ZM236 195H235V196H236ZM238 195H239V194H238ZM242 195H243V194H242ZM251 195H252V194H251ZM251 195H249V197H247V196H244V197H245V198H250ZM31 196H32V195H31ZM64 196H65V195H64ZM97 196H98V195H97ZM100 196H102V194H101ZM103 196H104V195H103ZM107 196H108V195H107ZM109 196H110V195H109ZM147 196H148V195H147ZM150 196H151V195H150ZM150 196H149V198H150V200H152ZM154 196H155V195H154ZM158 196H160V195H158ZM192 196H191V197H192ZM216 196H220V195H216ZM261 196H262V195L259 194V198H261ZM263 196H264V195H263ZM24 197H25V196H24ZM24 197H23V199H25L27 196H26L25 198H24ZM29 197H27V198H29ZM61 197H63V195H62ZM65 197H66V196H65ZM69 197H70V195H69ZM76 197H77V196H76ZM113 197H114V196H113ZM202 197H203V196H202ZM232 197H233V196H232ZM254 197H255V199H254ZM18 198H19V197H18ZM27 198H26V199H27ZM155 198H156V197H155ZM158 198H160V197H158ZM166 198H167V197H166ZM192 198L194 199V197H192ZM197 198H200V197H197ZM203 198H207V197H203ZM214 198H215V196H214ZM222 198H221V200H220L221 203H220V201H219L220 205H219L218 202H212V203H215V205H214L215 208H217V207L219 206L220 209L218 208V210H217V209H215V210L219 211L220 213H222V212L224 211V209H226V206H225L224 204L226 203V205H227V203H229V201H231V200L228 199V196H227V197H224V201L222 200ZM225 198H226V199H225ZM229 198L231 199V197H229ZM263 198H264V197H263ZM263 198H262V201H263ZM4 199H5V200H4ZM19 199H20V198H19ZM21 199H22V198H21ZM23 199H22V201H23ZM26 199H25L24 201H26V203H27L28 200H26ZM29 199H30V198H29ZM45 199H46V198H45ZM49 199H48V200H49ZM76 199H77V198H76ZM76 199H75V201H76ZM84 199H85V198H84ZM114 199H115V198H114ZM146 199H148V198H146ZM153 199H154V197H153ZM168 199H169V198H168ZM168 199H167V200H168ZM184 199H185V198H184ZM186 199H188V200H187V203H188V202H189V197H187ZM207 199H208V198H207ZM211 199L214 200V201H216V200L213 199V198H211ZM216 199H220V197H216ZM227 199H228V200H227ZM237 199H238V198H237ZM9 200H10V199H9ZM46 200H47V199H46ZM56 200H53V202L56 201ZM63 200H64V199H63ZM63 200H62V202H63ZM68 200H69V199H68ZM71 200H72V199H71ZM150 200H146V202H147V201H150ZM157 200H158V199H157ZM169 200H170V199H169ZM175 200H177V199H175ZM181 200H182V199H181ZM190 200H191V199H190ZM204 200H206V199H204ZM204 200H203V202H204ZM209 200H210V199H209ZM248 200H249V199H247V202H248ZM66 201H67V200H66ZM75 201H74V203H75ZM185 201H186V200H183V202H185ZM206 201H207V200H206ZM206 201H205V202H206ZM225 201H226V202H225ZM242 201H243V200H242ZM245 201H246V199H245ZM35 202H34V203H35ZM51 202H52V200H51ZM51 202H48V205H49V203H51ZM199 202H200V201H199ZM207 202H208V201H207ZM209 202H210V201H209ZM222 202H225V203H222ZM250 202H251V201H250ZM23 203H24V202H23ZM29 203H30V201H29ZM29 203H28L27 205H31V204H29ZM66 203H67V202H66ZM136 203H137V202H136ZM166 203H167V201H166ZM185 203H186V202H185ZM187 203H186V205H187ZM194 203H197V202H194ZM200 203H201V202H200ZM216 203H217V205H216ZM231 203H232V201H231ZM242 203H243V202H242ZM259 203H260V202H259ZM259 203H258V204H259ZM32 204H33V203H32ZM58 204H62V203H58ZM58 204H57V205H58ZM63 204H64V203H63ZM104 204H105V203H104ZM134 204H135V203H134ZM134 204H133V205H134ZM163 204H164V203H163ZM167 204H168V203H167ZM181 204H184V203L181 202ZM202 204H203V206L205 205L204 203H202ZM232 204H233V203H232ZM232 204H231V205H232ZM245 204H246V203H245ZM251 204H252V202H251ZM263 204H264V203H263ZM33 205L35 206V204H33ZM33 205H32V207H33ZM36 205H37V204H36ZM55 205H56V204H55ZM57 205H56V206H57ZM73 205H74V204H73ZM75 205H76V204H75ZM81 205H83V204H81ZM106 205H108V204H106ZM130 205H131V204H130ZM133 205H132V206H133ZM149 205H150V204H149ZM170 205H171L172 207L174 206V208H176V205H174V204L172 205L171 203H170ZM170 205H169V207H171ZM190 205H191V204H190ZM190 205H188V206H190ZM228 205H230V204H228ZM243 205H244V204H243ZM246 205H248V203H247ZM249 205H250V204H249ZM260 205H261V204H260ZM260 205H258V206H260ZM56 206H55V207H56ZM62 206H63V205H62ZM68 206L70 207V205H67V207H68ZM139 206H140V205H139ZM144 206H146L145 203H144ZM150 206H151V205H150ZM163 206H164V205H163ZM180 206H182V205H180ZM183 206H184V205H183ZM193 206H194V205H193ZM196 206H197V205H196ZM212 206H213V205H212ZM232 206H233V205H232ZM232 206H231V208H232ZM25 207H26L27 209H26ZM41 207H42V209H43V206H41ZM45 207H46V206H45ZM45 207H44V209H45ZM65 207H66V206H65ZM67 207H66L65 209H68ZM71 207H72V206H71ZM73 207H74V206H73ZM80 207H81V206H80ZM135 207H136V206H135ZM161 207H162V206H161ZM194 207H195V206H194ZM194 207H193V208H194ZM198 207H199V206H198ZM208 207H209V206H208ZM229 207H230V206H229ZM229 207H228V208H229ZM235 207H236V206H235ZM244 207L246 208V206H244ZM250 207H251V206H250ZM255 207H257V206H255ZM255 207H253V205H252L251 208H255ZM33 208H34V207H33ZM36 208L39 209V207H37V206H36ZM53 208H54V206H53ZM57 208H58V206H57ZM141 208H142V207H141ZM151 208H152V206H151ZM151 208L149 207V209H151ZM153 208H154V207H153ZM165 208H166V207H165ZM174 208H172V209H174ZM193 208H191V209H193ZM221 208H222V209H221ZM241 208H243V207H241ZM258 208H259V207H258ZM258 208H257V209H258ZM28 209H29V210H28ZM31 209H32V208H31ZM40 209H41V208H40ZM44 209H43V210H44ZM47 209H48V208H47ZM65 209H64V210H65ZM72 209H73V208H72ZM133 209H134V208H133ZM135 209H136V208H135ZM166 209L168 210V208H166ZM169 209H170V208H169ZM189 209H190V208H189ZM203 209H204V208H203ZM209 209H210V207H209ZM209 209H208V210H204L205 213H206V211L208 212ZM213 209H214V208H213ZM213 209H212V207H211V210H210V211L214 214V216L218 215L219 212L216 211V212H215L216 214H215ZM257 209H256V210H257ZM260 209H263V207H262V208L260 207ZM260 209H259L258 211L255 210V211H256V212H255L256 215H257V213L260 211ZM51 210H52V208H51ZM51 210H48V211L50 212ZM54 210H55V209H54ZM58 210H59V209H58ZM64 210H63V211H64ZM81 210H82V209H81ZM170 210H171V209H170ZM197 210H198V209H197ZM212 210H213V211H212ZM220 210H221L222 212H221ZM228 210H229V209H228ZM242 210H243V209H242ZM7 211H8L9 214H11L10 212L12 211L13 216H11V217L8 216V217H7V215H6ZM30 211H31V212H30ZM34 211H35V209H34ZM40 211H41V210H40ZM48 211L46 210V212H48ZM55 211H56V210H55ZM60 211H61V210H60ZM72 211H74V210H72ZM120 211H121V210H120ZM147 211H148V210H147ZM152 211H153V210H152ZM174 211H175V209H174ZM192 211H193V210H192ZM194 211H195V210H194ZM204 211H202V212H204ZM235 211H237V210L235 209ZM244 211H246V210H244ZM248 211H250V210H248ZM252 211H254V210H252ZM51 212H53V211H51ZM58 212H59V211H57V213H58ZM130 212H131V211H130ZM135 212H136V211H135ZM139 212H140V211H139ZM142 212H143V211H142ZM168 212H169V211H168ZM172 212H173V211H172ZM176 212H177V211H176ZM176 212H175V215H176ZM180 212H182V213H183V212L187 213L188 211L186 212V211H184V210H183V211L180 210ZM202 212H201V213H202ZM224 212H227V211L225 210ZM242 212H243V211H242ZM28 213H27V214H28ZM34 213H35V212H34ZM44 213H45V211H44ZM53 213H54V212H53ZM55 213H56V212H55ZM57 213H56V214H57ZM62 213H63V212H62ZM75 213H76V212H75ZM144 213H145V212H144ZM149 213H150V212H149ZM153 213H154V212H153ZM185 213H184V214H185ZM188 213H189V212H188ZM188 213H187V214H188ZM195 213H197V212H195ZM205 213H203V214H205ZM212 213H209V214H212ZM229 213H230V212H229ZM229 213H228V214H229ZM244 213H245V212H244ZM247 213H248V212H247ZM252 213L254 214V212H252ZM252 213H251V211H250L251 216L253 215ZM262 213H263V212H262ZM12 214H11V215H12ZM16 214H18V216H16ZM36 214H38V213H36ZM42 214H43V213H42ZM47 214H48V213H47ZM47 214L45 215V218H46ZM49 214H51V213H49ZM72 214H73V212H72ZM118 214H119V213H118ZM131 214H132V213H131ZM142 214H143V213H142ZM147 214H148V213H147ZM179 214H181V213H179ZM179 214H178V217H179ZM184 214H181V215H180V218H181L180 220H181V221L184 220V219H186V218L182 219V215H184ZM187 214H185L184 216L187 217V216H186ZM193 214H194V213H193ZM197 214H198V213H197ZM199 214H200V213H199ZM207 214H208V213H206L205 215L208 216ZM222 214H223V213H222ZM238 214H239V213H238ZM263 214H264V213H263ZM263 214H262V215H263ZM33 215H34V214H32L31 216H33ZM54 215H55V214H54ZM61 215H62V214L59 213L58 216H61ZM135 215H136V214H135ZM139 215H140V214H139ZM139 215H138V216H139ZM173 215H174V214H173ZM191 215H192V214H191ZM201 215H202V214H201ZM219 215H220V216H219ZM219 215H218L219 217L222 216L221 214H219ZM254 215H255V214H254ZM258 215H259V216H258V219H257V216H256V217L254 216V217H255V220H254V221H256V219H257V221H260V222L264 223L262 220H259L260 218L263 219V218H264V215H263V217H261L260 212H259ZM26 216H27V215H26ZM37 216H38V215H37ZM41 216H43V215H41ZM49 216H51V215H49ZM58 216H57V218H58ZM63 216H65V215L63 214ZM63 216H62V217H63ZM67 216H68V217H67ZM67 216H65V218H66V220H67L69 223L71 222L70 225H71L72 223H74L73 221L75 220L74 218H76V216H74V218H71L70 215H67ZM116 216H118V215L116 214ZM119 216H120V215H119ZM121 216H122V215H121ZM142 216H144V214H143ZM153 216H155V215H153ZM167 216H168V214H167ZM169 216H170V214H169ZM171 216H172V215H171ZM184 216H183V217H184ZM188 216H190V215H188ZM209 216H210V215H209ZM218 216H216V218H217ZM223 216H224V214H223ZM9 217H10V218H9ZM23 217H24V216H23ZM33 217H34V216H33ZM127 217H128V215H127ZM129 217H130V216H129ZM140 217H141V216H140ZM150 217H151V216H150ZM173 217H174V216H173ZM173 217H172V218H173ZM178 217H176V218H178ZM197 217H198V216H197ZM211 217H212V219H213V216H211ZM31 218H32V217H31ZM34 218H35V217H34ZM51 218H52V217H51ZM63 218H64V217H63ZM65 218H64V219H65ZM67 218H68V219L71 218L72 221H71V219L68 220ZM110 218H111V217H110ZM117 218H119V217H117ZM120 218H121V217H120ZM135 218H136V217H135ZM151 218L153 219V217H151ZM157 218H158V217H156V220H157ZM187 218H188V217H187ZM204 218H205V217H204ZM216 218H215V219H216ZM221 218H222V219L225 218L226 220L228 219L227 217H221ZM221 218H219L221 221H218L219 219H218V220H217V219L215 220L217 224H215V221H214V224H213V221H212L211 218H210V220H209V218H208L209 221L206 220V221H208L209 223H208V222L205 223V220H203V222H204L205 224H207L206 226H208V227H209L208 224H210V222H211L212 224H210V225H212V227H213V225H215V228H218V229H219V227H220L221 225L225 224V223H223L224 220H222ZM12 219H11V220H12ZM42 219H43V217H42ZM49 219H50V217H49ZM52 219H53V218H52ZM54 219H56V218H54ZM61 219H62L61 217L58 218V222H59ZM112 219H113V218H112ZM112 219H111V220H112ZM121 219H122V218H121ZM145 219H146V218H144L143 220H145ZM195 219H196V218H195ZM243 219L245 220V218H243ZM252 219H254V218L252 217ZM23 220H24V219H23ZM46 220H47V219H46ZM86 220H87V219H86ZM116 220H117V219H115V221H116ZM136 220H137V219H136ZM154 220H155V219H154ZM180 220H178V221H180ZM186 220H188V219H186ZM193 220H194V219H193ZM193 220H192V221H193ZM196 220H197V219H196ZM200 220H201V219H199L198 221H200ZM213 220H214V219H213ZM247 220H248V219H247ZM263 220H264V219H263ZM15 221H16V219H15ZM24 221H26V220H24ZM101 221H102V220H101ZM124 221H125V220H123V222H124ZM130 221H131V220H130ZM137 221H139V220H137ZM137 221H136V223L138 224ZM141 221H142V220H141ZM149 221H150V220H149ZM152 221H153V220H152ZM189 221H190V220H189ZM189 221H188V222L185 221V222H186L187 224H190L192 221H191V222H189ZM198 221H197V222H198ZM227 221H228V220H227ZM227 221H226V222H227ZM20 222H22V221H20ZM38 222H39V221H38ZM46 222H48V221H46ZM53 222H56V220H55V221H52V223H53ZM58 222L55 223V224L53 223V224H54L55 226L60 224V225L62 226V229H63V225H62V224H64V222H66V221H65V220H64V222L61 221L62 224H61V223H58ZM85 222H86V221H85ZM107 222H108V221H107ZM117 222H118V221H117ZM146 222H147V219H146L145 223H146ZM174 222L176 223L175 220H174ZM194 222H195V221H194ZM194 222H193V223H194ZM218 222H220L221 225H219ZM260 222H259V223H260ZM23 223H25V222H23ZM23 223H21L20 225H22ZM36 223H37V222H36ZM48 223H49V222H48ZM102 223H103V222H102ZM119 223H121V222H119ZM124 223H126V222H124ZM128 223H129V222H128ZM147 223H148V222H147ZM147 223H146V225H147ZM153 223H154V222H153ZM171 223H172V221H171ZM199 223H200V222H199ZM199 223H198V224H199ZM249 223H250V222H249ZM45 224H46V223H45ZM103 224H104V223H103ZM114 224L119 225V224H117V223H115V222H114ZM151 224H152V223H151ZM151 224H150V225H151ZM173 224H174V223H173ZM183 224H184V223H183ZM198 224H197V225H198ZM201 224H202V222H201ZM205 224H204V225H205ZM228 224H229V222H227V224H225L227 227H225V226L223 225L222 227H220V229L223 230V227H225V228H224L225 230H226V228H228V230L230 229L229 232L232 230V228H233L234 231L237 230L236 228L232 227L233 223H232V224H229V225H231L232 228H231ZM237 224H238V223H237ZM245 224H246V223H245ZM251 224H252V223H251ZM251 224H249V225H251ZM47 225H48V224H47ZM64 225H65V224H64ZM109 225H113V224H109ZM109 225H107V226H109ZM120 225H121V224H120ZM120 225H119V226H120ZM127 225H128V224H127ZM129 225H130V223H129ZM133 225H134V224H133ZM135 225H136V224H135ZM141 225H142V224H141ZM144 225H145V224H144ZM191 225H195V224H192V223H191ZM204 225H202V226H204ZM259 225H260V224H259ZM41 226H42V225H41ZM50 226H52V225H50ZM61 226H58V227H60V230L58 229V227H57V229H58V232L60 231V232H62V235H64V234H63V231L61 230ZM161 226H162V225H161ZM163 226H164V225H163ZM245 226H246V225H245ZM255 226H256V225H255ZM255 226H254L253 228H255ZM260 226H261V225H260ZM45 227H46V226H45ZM65 227H68V225L65 226ZM109 227H110V229L112 230L111 226H109ZM109 227H107V228H109ZM113 227H115V226H113ZM155 227H156V225H155ZM164 227H165V226H164ZM175 227H176V226H175ZM178 227H181V226H178ZM187 227H188V226H187ZM195 227H196V225H195ZM198 227H199V226H198ZM204 227H205V226H204ZM210 227H211V226H210ZM229 227H230V228H229ZM236 227H237V226H236ZM246 227H247V226H246ZM257 227H258V226H257ZM24 228H25V227H24ZM32 228H33V227H32ZM39 228H40V225H39ZM102 228H103V227H101V230H102ZM107 228L105 227L106 230H108ZM115 228H116V227H115ZM115 228H113V229H115ZM119 228H120V227H119ZM119 228H117V229H119ZM158 228H159V227H158ZM161 228H162V227H161ZM161 228H160V229H161ZM173 228H174V227H173ZM184 228H186V227H184ZM184 228H183V231H186V229H184ZM205 228H207V227H205ZM250 228H252V227H250ZM261 228L263 229L264 227H261ZM28 229H29V227H28ZM34 229H35V228H34ZM37 229H38V228H37ZM37 229H36V230H37ZM110 229H109L108 231H110ZM117 229H116V230H117ZM128 229H129V228H128ZM132 229H133V228H132ZM170 229H171V228H170ZM178 229H179V228H178ZM181 229H182V228H181ZM213 229H214V227H213ZM235 229H236V230H235ZM36 230H34V231L36 232ZM38 230H39V229H38ZM43 230H45L44 227H43ZM106 230H105V231H106ZM116 230H114V231H116ZM122 230H124V229H122ZM122 230H121V231H122ZM125 230H126V229H125ZM163 230H164V229H163ZM163 230H162V231H163ZM188 230H190V228H189ZM195 230H197V229H195ZM228 230H226L225 232H224V230L222 231V233H224V234L220 235V237H221V236L223 237V238L221 237L222 239H220L219 235L217 236V234H215L216 237H217V238L219 237V239H220V240H218V241H220V242H219L220 244H218V245H221V241H222V240H223L225 243L222 241V245H221V246H223V245H225V244L227 245V247H226V246H225V247L223 246V248L220 246L221 249H220V250L217 249L218 251H222V252H223L222 249H224V248H225V249H224V251H225L226 248H228V245H231V243L229 244L228 242H227V243H228V244H227L226 241L230 240V238H231V239H234L235 236H236V234H234V235H235L234 238L228 236V235L231 234V233H227ZM233 230H232V232H233ZM240 230H241V229H240ZM240 230H238V231L240 232V234H242L241 232H242L243 230H241V231H240ZM46 231H47V230H46ZM108 231H107V232H108ZM114 231H112V232H114ZM118 231H120V230H118ZM118 231H116V233H117ZM139 231H140V230H139ZM149 231H150V230H149ZM162 231H161V232H162ZM178 231H179V230H178ZM183 231L180 230L179 232H183ZM206 231H208V228H207ZM214 231H215V230H214ZM238 231H237V233H238ZM252 231H254V230H252ZM256 231H257V230H256ZM261 231H262V230H261ZM24 232H25V231H24ZM35 232L32 233V234H33V237H32L33 240H37V239H35L36 236L34 237V235L36 234ZM37 232H38V231H37ZM43 232H44V231H43ZM56 232H57V231H56ZM60 232H59V234H61ZM100 232H101V231H100ZM107 232H106L105 234L108 235V237H106L105 234H102V236H101V234H100V236H101V238H102L103 236H105V237H103V238H105V239H107V240H109V241L112 240L111 242H113V239L116 238V236H117V238H119L120 235L123 233V232H121L119 236H118V233H117V235L114 236V234H116V233L113 234V233L111 232L110 235L112 234V236L109 237V234H107ZM127 232H128V231H127ZM166 232H167V229H166L165 233H166ZM201 232H202V231H200V233H201ZM215 232H217V233L219 232L218 234H220V230L215 231ZM215 232H214V233H215ZM244 232H245V231H244ZM263 232H264V231H262V233H263ZM30 233H31V232H30ZM41 233H42V232H41ZM45 233H46V232H45ZM53 233H54V232H53ZM102 233H103V232H102ZM132 233H133V232H132ZM138 233H139V232H138ZM138 233H136V234H138ZM172 233H173V232H172ZM184 233H185V232H184ZM184 233H182V235L180 234L181 237H182L183 235H184V237H185L186 233H185V234H184ZM188 233L190 234V232H188ZM192 233H193V232H192ZM225 233H226V234H225ZM234 233H235V232H234ZM37 234H38V233H37ZM37 234H36V235H37ZM59 234H58V235H59ZM140 234H141V233H140ZM143 234H144V233H143ZM147 234H148V233H147ZM163 234H164V232H163ZM173 234H174V233H173ZM177 234H179V233H177ZM198 234H199V233H198ZM208 234H209V233H208ZM42 235H43V234H42ZM47 235H48V234H47ZM56 235H57V233H56ZM62 235H61V236H62ZM96 235H97V234H96ZM149 235H150V234H149ZM165 235H166V234H165ZM169 235H170V234L168 233V236H169ZM171 235H172V234H171ZM175 235H176V233H175ZM199 235H200V234H199ZM203 235H205V234H203ZM213 235H214V234H213ZM215 235H214V236H215ZM224 235H225V236L227 235V239H225L226 237H225ZM232 235H233V234H231V236H232ZM238 235H239V233H238ZM238 235H237V236H238ZM20 236H21V240H20V238H18V237H20ZM37 236H38V235H37ZM40 236H41V235H39V237H40ZM44 236H45V235H44ZM54 236H55V235H54ZM64 236H65V235H64ZM94 236H95V235H94ZM133 236H135V235H133ZM146 236H147V235H146ZM176 236H177V235H176ZM176 236H174V237L176 238ZM178 236H179V235H178ZM187 236H188V238H189V235H187ZM192 236H193V235H192ZM211 236H212V235H211ZM244 236H245V233H244ZM244 236H243V237H244ZM59 237H60V236H59ZM59 237H58V239H61V238H59ZM112 237H114V238H112ZM157 237H158V236H157ZM157 237H156V238H157ZM170 237H171V236H170ZM174 237H172V238H174ZM184 237H183V238H184ZM190 237H191V236H190ZM212 237H213V236H212ZM229 237H230V238H229ZM243 237H242V238H243ZM37 238H38V237H37ZM47 238H48V237H47ZM47 238H46V239H47ZM55 238H57V236H55ZM108 238H109V239H108ZM111 238H112V239H111ZM117 238H116V240H117ZM130 238H131V237H130ZM136 238H137V237H136ZM138 238H139V237H138ZM179 238H180V237H179ZM183 238H181V239L183 240ZM228 238H229V239H228ZM236 238H237V237H236ZM242 238H241V239H242ZM90 239H92V238H90ZM90 239H87V240H90ZM98 239L100 240V238H98ZM98 239H97V241H98ZM124 239H125V238H124ZM141 239H142V238H141ZM143 239H144V238H143ZM152 239H153V237H152ZM158 239H159V238H158ZM158 239H157V240H158ZM160 239L162 240V238H160ZM176 239H177V238H176ZM181 239H179V241H180ZM197 239H198V238H197ZM211 239H215V237H213V238H211ZM238 239H240V238H238ZM238 239H237V240L235 239L234 241L236 242V241H238ZM48 240H49V239H48ZM48 240H46V242H47ZM56 240H57V239H56ZM56 240H55V241H56ZM87 240H86V241H87ZM92 240H93L94 242H96L95 239H92ZM101 240H103V239H101ZM101 240L99 241L100 243H101ZM136 240H137V242H139V241H138L139 239H136ZM144 240H145V239H144ZM186 240H188V239L186 238ZM186 240L184 239L185 243H186ZM204 240H205V239H204ZM216 240H217V239H216ZM242 240H243V239H242ZM44 241H45V240H44ZM51 241H52V240H51ZM103 241H104V240H103ZM121 241H122V240H121ZM121 241H119V242H121ZM124 241H127V240H124ZM131 241H132V238H131ZM145 241H147V240H145ZM149 241H150V240H149ZM172 241H173V239H172ZM175 241H176V240H175ZM191 241H192V240H191ZM195 241H196V240H195ZM205 241H206V242L208 241V243H209V240H205ZM210 241H211V240H210ZM234 241H232V243H233ZM239 241H240V242H239ZM239 241H238V243H239L240 246H241L243 242L241 243V240H239ZM49 242H50V241H49ZM72 242H73V241H72ZM72 242H70V243H72ZM82 242H83V241H82ZM127 242H128V243H127ZM127 242L123 243V241H122L121 244H120V243H119V244L117 243V246H115V244H114V243H116V242H113V244L110 243V242H108V243L103 242V245H104V243L108 244L109 247L111 246L112 248H114L113 250L116 251V253H117V254H115V255H112L114 252L110 249L113 253L110 252V255H111V256L108 255L110 250H109V248L107 247V249L109 250V251H108V250L105 248V246H104V248H105V249L107 250V252H108L107 256H110V257H109V258H110V262L113 261V260H111L112 258L115 259V260L118 259V261H117L118 263H115V264H121V263H122V264H126V263L129 262V260H127L128 262H127V261L125 262L124 258H125V259H129L127 256H128L129 254L131 255L132 251H136V250H133L132 248L129 247L130 244H131V243L129 244L130 239H128ZM140 242H141V241H140ZM154 242H155V241H154ZM154 242H153V243H154ZM156 242H157V241H156ZM158 242H159V240H158ZM158 242H157V243H158ZM188 242H189V241H188ZM188 242H187V244H183V245H187V246H188ZM196 242H197V241H196ZM196 242H195V243H196ZM202 242H203V241H202ZM214 242H215V240H214ZM214 242H213V243H214ZM229 242H231V240H230ZM245 242H246V241H245ZM245 242H244V243H245ZM252 242H253V241H252ZM256 242L259 243L260 241H256ZM32 243H36V242H31V243H28V244H32ZM37 243H38V241H37ZM44 243H45V242H44ZM55 243H56V242H55ZM86 243H87V242H86ZM97 243H98V242H97ZM109 243H110V244H109ZM133 243H134V242H133ZM141 243H142V242H141ZM150 243H151V242H150ZM157 243H156V245H157ZM174 243H175V242H174ZM179 243H180V242H179ZM192 243H194V242H192ZM211 243H212V242H211ZM211 243H210V244H211ZM223 243H224V244H223ZM249 243H250V242H249ZM253 243H254L253 245L256 246L255 241H254ZM40 244H41V243H40ZM40 244H37V246H38V245L40 246ZM68 244H69V243H68ZM84 244H85V243H84ZM95 244H96V243H95ZM111 244H112V245H111ZM125 244H126V246H128V245H129V246H128V247H125V246H124ZM143 244H144V242H143ZM151 244H152V243H151ZM189 244H190V243H189ZM215 244H216V243H215ZM233 244L235 245L236 243H233ZM233 244L231 245L232 247H233ZM239 244H237V246H239ZM259 244H261V243H259ZM45 245H46V244H45ZM45 245H44V246H45ZM87 245H88V244H87ZM93 245H94V244H92V246H93ZM99 245H100V244H99ZM103 245H102V243H101V246H103ZM113 245H114V246H113ZM122 245H123V246H122ZM145 245H146V244H145ZM194 245L197 246V244H194ZM205 245H206V243H205ZM244 245H245V244H244ZM250 245H252V244H250ZM41 246H43V245H41ZM118 246H120L119 248H121V247H125L124 249H126V248H128V249H126V250L124 251V249L121 248L122 251H124V252H123V253H120V252H121V251H120L121 249H118ZM132 246H133V244H132ZM137 246H139V244H138ZM141 246H142V245H141ZM147 246H148V245H147ZM151 246H152V245H151ZM192 246H193V245H192ZM199 246H200V245H199ZM199 246H198V248H199ZM210 246H212V245H210ZM237 246H236V248H238ZM246 246H247V242H246ZM246 246H244V248H245ZM254 246H253V247H254ZM258 246H259V245H258ZM47 247H48V246H47ZM84 247H85V246H84ZM96 247H99V246L96 245ZM111 247H110V248H111ZM206 247H207V245H206ZM206 247H205V248H206ZM213 247H214V246H213ZM216 247H217V248H220V247H218V246H216ZM232 247H230V248L232 249ZM241 247H243V246H241ZM248 247H249V251H251V250H250V246H249V244H248ZM256 247H257V246H256ZM256 247H255V248H256ZM259 247H260V246H259ZM261 247H262V246H261ZM61 248H62V247H61ZM93 248H95V247H93ZM134 248H135V247H134ZM154 248H155V246H154ZM164 248H165V247H164ZM173 248H174V247H173ZM193 248H194V247H193ZM208 248H209V247H208ZM35 249H36V248H35ZM39 249H41V247H40ZM85 249H86V248H85ZM117 249L119 250V253L117 252V251H118ZM129 249H130V250L132 249L131 253H130V251L128 252ZM149 249H150V248H149ZM151 249H152V248H151ZM185 249H186V248H185ZM187 249H188V248H187ZM187 249H186V250H187ZM189 249H190V250H188V251H191L192 255H194V254H193V251H192V249H191V246H190ZM206 249H207V248H206ZM213 249H214V248H213ZM234 249H235V246H234V248H233L232 251H235ZM238 249H239V248H238ZM247 249H248V248H247ZM247 249H246V251H247ZM258 249H259V248L257 247V250H258ZM261 249H262V248H261ZM263 249H264V248H263ZM87 250H89V248H87ZM87 250H86V252H87ZM138 250H139V249H138ZM138 250H137V251H138ZM154 250H155V249H154ZM196 250H197V249H196ZM211 250H212V249H211ZM240 250H241V249H240ZM254 250H255V249H254ZM254 250L252 249V252H251V253H253ZM102 251H103V252H106V251L103 250V248H102ZM145 251H146V250H144V252H145ZM149 251H150V250H149ZM172 251H174V250H172ZM176 251H177V250H176ZM181 251H182V250H181ZM188 251H187V252H188ZM208 251H209V250H208ZM215 251H216V250H215ZM218 251H217V252H218ZM228 251H229V250H228ZM238 251H239V250H238ZM246 251H245V252H246ZM258 251H260V250H258ZM70 252H71V251H70ZM98 252H100V250H99ZM107 252H106V253H107ZM185 252H186V251H185ZM198 252H199V251H198ZM240 252H241V251H240ZM240 252H239V253H240ZM262 252H263V250H262ZM65 253H66V251H65ZM68 253H69V252H68ZM76 253H77V252H76ZM127 253H128V255H126V256L123 255V254H127ZM134 253H135V252H134ZM145 253H146V252H145ZM151 253H152V251H151ZM151 253H150V254H151ZM173 253H174V252H173ZM177 253H178V252H177ZM179 253L181 254L182 252H179ZM189 253H190V252H189ZM189 253H188V254H189ZM223 253H224V252H223ZM225 253H226V251H225ZM237 253H238V252H237ZM254 253H255V252H254ZM56 254H57V253H56ZM58 254H59V251H58ZM74 254H75V253H74ZM77 254H79V252H78ZM100 254H101V252H100ZM100 254H99V255H100ZM102 254H103V253H102ZM104 254H105V253H104ZM104 254L101 255V256H99L100 258H103V260L101 259L102 261H105V260H104V257H103ZM119 254H120L121 257L124 256L123 259H121L120 257H119V258H120L121 260H120L119 258H117V257L119 256ZM155 254H156V253H155ZM180 254H179V256H180ZM196 254H197V253H196ZM227 254H228V253H226V255H227ZM235 254H236V252H235ZM244 254H245V253H244ZM46 255H47V254H46ZM75 255H76V254H75ZM82 255L84 256V254H82ZM82 255H80V256L82 257ZM88 255H89V254H88ZM92 255H93V254H92ZM96 255H97V254H96ZM134 255H135V254H134ZM148 255H149V253H148ZM152 255H153V254H152ZM171 255H172V254H171ZM176 255H178V254H176ZM85 256H86V255H85ZM112 256H117V257L114 258V257H112ZM136 256H137V255H136ZM150 256H151V255H150ZM173 256H174V255H173ZM182 256H184V255L182 254ZM194 256H195V255H194ZM196 256H197V255H196ZM239 256H240V255H239ZM239 256H238V257H239ZM48 257H49V256H48ZM66 257H68V255H66L65 258H66ZM75 257H76V256H75ZM77 257H78V258H77L78 260L81 258V257L79 258V256H77ZM92 257H93V256H92ZM94 257H95V255H94ZM94 257H93V259H95ZM96 257H97V256H96ZM105 257H106V255H105ZM111 257H112V258H111ZM129 257H130V256H129ZM133 257H134V256H133ZM140 257H141V256H140ZM146 257H147V256H146ZM146 257H145V258H146ZM153 257H154V256H153ZM155 257H156V256H155ZM169 257H170V256H169ZM201 257H202V256H201ZM46 258H47V256H46ZM46 258H45L44 255H42V252H40V253H39V256H38V258H37V259H39V260H37V261H40V260H43V259L46 260ZM50 258H51V257H50ZM59 258H60V257H59ZM70 258H71V259H70L71 262L73 263L75 260L72 261V257H70ZM83 258H84V257H83ZM85 258H86V257H85ZM109 258L106 257L105 259L108 261ZM136 258H137V257H136ZM171 258H172V257H171ZM175 258H176V257H175ZM179 258H180V257H179ZM179 258H178V259H179ZM183 258H184V257H183ZM183 258H182V259L180 258V260H181L180 262H181V263H182ZM185 258H186V256H185ZM192 258H193V257H192ZM196 258H197V257H196ZM215 258H216V257H215ZM241 258H242V257H241ZM60 259H61V258H60ZM67 259H69V258H67ZM74 259H76V258H74ZM87 259H88V258H87ZM87 259H85V262L87 261ZM147 259H148V257H147ZM147 259H146V260H147ZM153 259H155V258H153ZM173 259H174V258H173ZM176 259H177V258H176ZM176 259H175V261H176ZM202 259H203V258H202ZM228 259H229V258H228ZM232 259H234V258H232ZM237 259H238V258H237ZM51 260H52V258H51ZM51 260H50V261H51ZM61 260H62V259H61ZM81 260H83V259H81ZM81 260H80V261H81ZM91 260H92V259H91V255H90V261H91ZM99 260H100V259H99ZM115 260H114V261H115ZM122 260H123V262H122ZM139 260H140V259H138V261H139ZM144 260H145V259H144ZM144 260H143V261L141 260V262L144 263ZM151 260H152V259H151ZM151 260L149 259L148 262L151 261ZM190 260H191V259H190ZM192 260H193V259H192ZM192 260H191V261H192ZM207 260H208V259H207ZM210 260H211V259H210ZM216 260H217V259H216ZM32 261H33V263H32ZM46 261H47V260H46ZM64 261H65V260H64ZM80 261H79V262H80ZM90 261H89V262H90ZM94 261H95V260H94ZM96 261H97L96 263L98 264V260H96ZM178 261H179V260H178ZM184 261L187 262V261H188V258H187L186 260H183V263H185ZM204 261H205V260H204ZM213 261H214V260H212V263H214ZM217 261H218V260H217ZM235 261H236V260H235ZM249 261H252V260H249ZM52 262H53V261H52ZM60 262H63V261H60ZM67 262H68V261H67ZM67 262H66V263H67ZM83 262H84V260H83ZM105 262H106V261H105ZM108 262H109V261H108ZM108 262H107V264H108ZM115 262H116V261H115ZM124 262H125V263H124ZM173 262H174V261H173ZM193 262H194V260H193ZM215 262H216V261H215ZM223 262H224V258H223ZM223 262H222V263H223ZM231 262H233V261L231 260ZM231 262L228 261V263H231ZM243 262H244V261H243ZM41 263H42V262H41ZM48 263L50 264L49 260H48ZM76 263H77V262H76ZM80 263H82V262H80ZM91 263H92V262H90V264H91ZM143 263H142V264H143ZM149 263H151V262H149ZM169 263H170V262H169ZM178 263H179V262H178ZM183 263H182V264H183ZM187 263H188V262H187ZM218 263H219V261H218ZM222 263L220 262V264H222ZM226 263H227V262H226ZM37 264H38V263H37ZM42 264H43V263H42ZM44 264H45V263H44ZM53 264H54V263H53ZM56 264H59V261H58ZM69 264H70V263H69ZM78 264H79V263H78ZM82 264H83V263H82ZM102 264H103V262H102ZM128 264H129V263H128ZM145 264H146V262H145ZM147 264H148V263H147ZM175 264H177V263H175ZM185 264H186V263H185ZM188 264H190V263H188ZM201 264H202V263H201ZM207 264H208V263H207ZM223 264H224V263H223Z\"/></svg>", "mask_w": 264, "mask_h": 264}]
</instances>
